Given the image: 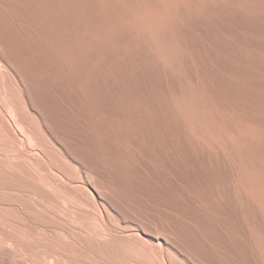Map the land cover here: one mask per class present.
Returning a JSON list of instances; mask_svg holds the SVG:
<instances>
[{
	"label": "rangeland",
	"instance_id": "obj_1",
	"mask_svg": "<svg viewBox=\"0 0 264 264\" xmlns=\"http://www.w3.org/2000/svg\"><path fill=\"white\" fill-rule=\"evenodd\" d=\"M20 1V2H19ZM42 1V2H41ZM0 0V55H2L6 60H9V62H11L10 65H13L12 70L14 73V81H12V86L14 84V86L16 85V87H12L14 90L12 91H17L18 90V94L21 92H26L27 95L31 94L33 97L29 98L31 95L28 96V98L32 101V104H35L36 106V110L37 111H41V113H45L43 114L45 117V121L47 119V121L45 122V126L46 128L56 137H58V140L61 143V146L65 149H67V153L70 154L73 157H76L77 159H81L80 161H82L84 159V162L82 161V163L84 164H89L91 167L93 166H98L96 164H99L98 167H100L99 169H101V167L104 169H108L107 166H111L112 160L110 159L109 164L108 165V160H106V158L104 157V154H106L105 152H109L108 155H112L114 156L116 154V148L119 151H122L124 153H126L131 157V152L132 154V158H134V160H129V159H122V162L120 163H124V165L126 164H130L132 161L133 163H131L130 165H133L136 163V165H134V169H138L137 170V174H138V181H136L138 188L140 189L139 192H136V195L134 194V198H132V201L130 203L129 206H125L123 205V210H125L126 208L129 209L131 212H135L132 213L128 210H126L128 213V215H130V217H132V219L136 218L134 217L137 216V218L135 220H141V217H143L142 213H144L147 217H152L154 216V218L158 219L159 221H161L164 225L166 224L172 231V233H178L179 230H181V227H188L191 225V223L194 225L195 223L185 214V212L190 210L193 212V215L200 216L201 218H204V216L206 218H208L211 221H214L215 224L214 226H216V230H218L217 234H221L219 236H222V239H224L222 241L223 244L227 243L228 245H230L229 247L227 246L226 248L221 246V245H217L216 242H213L210 244V240L207 239L205 235H202L201 238L202 241L206 244V246L209 244V246H207L208 248H210V250H214L213 253H215L217 255V258L220 257V259L218 260L216 257V255L213 257L215 259H217L220 264H231L229 262H233L236 263L237 259H238V263L239 264H264V231L262 229H264V223L262 221H264L263 217H264V209H262V205L264 204V199L263 202L261 200V198L255 193L253 187L249 184L254 185L255 187L257 186H261L264 185V179L263 183L261 185H257L256 180L258 181V179H261L264 177V151H260L261 153H259V151L257 152L256 150H253V148H250V146L252 147V136H256V138H254V140L256 141V139L258 142L259 147H262L264 149V136H261V134L264 132V127L261 126V124L258 125H252L250 124V121H248L250 118H257V120L259 119L260 122H264V107L262 103H264V47L262 48L261 46L264 45V7L262 5V2L264 3V0ZM79 1V2H78ZM98 1V2H97ZM102 1V2H101ZM105 1V2H104ZM108 1V2H107ZM148 1V2H147ZM161 3H160V2ZM180 1V2H178ZM243 1V2H242ZM10 2V3H9ZM49 2V3H48ZM60 2V3H59ZM78 2V3H77ZM94 2V3H92ZM118 2V4H117ZM124 2V3H123ZM146 2V4H145ZM151 2V3H150ZM175 2V3H174ZM204 2V3H203ZM23 3V4H22ZM68 5H67V4ZM84 3V4H83ZM89 3V4H88ZM142 3V4H141ZM158 5H157V4ZM209 3V4H207ZM25 4V5H24ZM35 4V5H34ZM43 4V5H42ZM64 4V5H62ZM99 4V5H98ZM113 4V5H112ZM138 4V5H137ZM162 4V5H161ZM204 4V6H203ZM118 5V6H117ZM121 5V6H120ZM124 5V6H123ZM145 5V6H144ZM147 5V7H146ZM211 5V6H209ZM259 5V6H258ZM10 6V7H9ZM28 6V7H27ZM42 6V8H41ZM89 8H88V7ZM100 6V7H99ZM123 6V8H121ZM131 6V7H130ZM138 6V8H136ZM156 6V7H155ZM160 6V7H159ZM20 7V8H19ZM41 9H40V8ZM64 7V8H63ZM76 7V8H75ZM85 7V8H84ZM112 7V9H111ZM145 7V8H144ZM152 7V8H151ZM210 10H208L209 8ZM212 7V8H211ZM259 7V8H258ZM3 8V9H2ZM75 8V10H74ZM82 8V9H81ZM94 8V9H93ZM97 8V10H96ZM102 8V9H101ZM110 8V9H109ZM122 10H121V9ZM127 8V9H126ZM144 8V9H142ZM154 8V9H153ZM171 8V9H170ZM177 8V9H176ZM2 9V10H1ZM65 9V10H63ZM90 9V10H89ZM104 9V10H103ZM142 9V10H141ZM156 9V10H155ZM166 9V10H165ZM21 10V11H20ZM53 10L52 12L54 14H50V11ZM88 10V11H87ZM108 10V11H107ZM133 10V11H132ZM140 10V11H139ZM165 12H164V11ZM171 10V11H170ZM173 10V11H172ZM177 10V12H176ZM182 10V11H181ZM8 11V12H7ZM62 11V12H61ZM93 11H96L95 13ZM131 11V12H130ZM149 11V12H148ZM152 11V12H151ZM157 13H156V12ZM162 11V12H161ZM211 11V12H210ZM48 12V13H46ZM51 12V13H52ZM101 12V13H100ZM117 12V13H116ZM124 14H123V13ZM135 12V13H134ZM139 12V13H138ZM179 12V13H178ZM229 12V13H228ZM32 13V14H31ZM146 13V14H145ZM167 13V15L165 14ZM172 13V14H171ZM174 13V14H173ZM186 13V14H185ZM231 13V14H230ZM15 14V15H14ZM113 14V15H112ZM116 14V15H115ZM129 14V15H128ZM157 14V15H156ZM162 14V15H161ZM253 14V15H252ZM24 15V16H23ZM36 15V16H35ZM38 15V16H37ZM47 15V16H45ZM73 15V16H72ZM91 15V16H90ZM99 15V16H98ZM108 15V16H107ZM120 15V17H119ZM123 15V16H122ZM161 15V16H159ZM166 15V16H165ZM235 15V16H234ZM13 16V17H12ZM42 16V17H41ZM49 16V17H48ZM55 16V18L53 17ZM69 16V17H68ZM95 16V17H94ZM133 16V17H132ZM138 16V17H137ZM178 16V17H176ZM183 16V17H182ZM228 16V17H227ZM234 16V17H233ZM18 17V18H17ZM27 17V18H26ZM123 17V18H122ZM130 17V18H129ZM162 17V18H161ZM173 17V18H171ZM225 17V18H224ZM230 17V18H229ZM45 18V20H44ZM59 18V19H58ZM67 18V19H66ZM98 18V19H97ZM101 18V19H100ZM110 18V19H109ZM176 18V19H175ZM178 18V19H177ZM213 18V19H212ZM224 18V19H222ZM233 18V19H232ZM244 18V19H243ZM7 19V20H6ZM63 19V20H62ZM66 19V20H65ZM88 19V20H87ZM105 19V20H104ZM184 19V20H183ZM194 19V20H193ZM197 19H200L197 21ZM210 19V20H208ZM218 19V20H217ZM234 21V23H232V20ZM241 19V20H240ZM15 20V21H14ZM21 20V21H20ZM33 20V21H32ZM71 20V21H70ZM101 20V21H100ZM171 20V21H170ZM189 20V21H188ZM216 22H215V21ZM222 20V21H221ZM238 20V21H237ZM249 22H248V21ZM258 20V21H257ZM54 24H52L51 22ZM68 21V22H67ZM128 24H127V22ZM136 21V22H135ZM157 21V22H156ZM192 21V22H191ZM237 21V22H236ZM247 23H246V22ZM253 21V22H252ZM13 22V23H11ZM62 24H61V23ZM82 22V23H81ZM104 22V23H103ZM108 22V23H107ZM115 22V23H114ZM149 22V23H148ZM155 22V23H154ZM189 23H194L195 26L192 27L191 24L189 25ZM215 22V24H214ZM241 23V25L236 24V23ZM253 24H252V23ZM7 23V24H6ZM87 25H86V24ZM119 23V24H118ZM122 23V24H121ZM127 25H126V24ZM130 23V24H129ZM137 23V24H136ZM187 23V24H186ZM198 23V24H197ZM243 23V24H242ZM245 23V24H244ZM24 24V25H23ZM45 24V25H44ZM47 24V25H46ZM100 24V25H99ZM117 24V25H116ZM147 24V25H146ZM151 24V25H149ZM192 24V25H194ZM251 24V25H249ZM23 25V26H22ZM39 25V26H38ZM61 25L63 27H61ZM79 25V27H78ZM92 25V26H91ZM135 25V26H134ZM215 25V26H214ZM221 25V26H220ZM253 25L254 28H251ZM5 26V27H4ZM25 26V27H24ZM57 26V27H56ZM97 28H96V27ZM102 26V27H100ZM164 26V27H163ZM245 26V27H243ZM256 26V27H255ZM8 27V28H7ZM43 27V28H40ZM93 27V28H92ZM125 29H123V28ZM156 27V28H155ZM167 27V28H166ZM180 27V28H177ZM182 27H185L182 29ZM18 28V29H17ZM32 28V29H31ZM39 28V29H38ZM71 28V29H70ZM88 28V29H87ZM103 28V29H102ZM115 28V29H114ZM139 28V29H138ZM165 28V29H164ZM49 31H48V30ZM66 31H64V30ZM117 29V30H116ZM131 29V30H130ZM149 29V31L147 30ZM151 29V30H150ZM179 29V30H178ZM228 29V30H227ZM247 29V30H246ZM63 30V31H62ZM83 30V31H82ZM99 30V31H98ZM111 30V31H110ZM114 30V31H113ZM139 30V31H138ZM142 30V31H141ZM154 30V31H153ZM191 30V31H190ZM218 30V31H217ZM57 31V32H56ZM90 31V32H89ZM93 31V32H92ZM121 33H119V32ZM127 31V32H126ZM133 31V32H132ZM173 31V32H172ZM196 31V32H194ZM16 32V33H15ZM35 32V33H34ZM61 32V33H60ZM109 32V33H107ZM115 32V35L113 34ZM143 32V33H142ZM145 32V33H144ZM150 32V33H149ZM158 32V33H156ZM166 32V33H165ZM187 32V34H186ZM190 32V33H189ZM199 32V33H198ZM7 33V34H6ZM24 33V34H23ZM57 35H56V34ZM67 33V34H66ZM112 33V35H111ZM127 35L129 38H133L130 39L131 41H133L132 43H129L127 41L121 40L119 39L118 36H122ZM131 33V34H130ZM134 33V34H133ZM142 33V34H140ZM182 33V34H179ZM204 33V34H203ZM32 34V35H31ZM77 34V35H75ZM87 34V35H86ZM108 34V35H107ZM119 34V35H118ZM129 34L131 35V37L129 36ZM152 34V35H151ZM159 34V35H158ZM174 34V36H173ZM186 34V35H185ZM214 34V35H213ZM28 35V36H27ZM37 35V36H35ZM44 35V36H43ZM71 35V36H70ZM94 35V36H93ZM111 35V36H110ZM114 35V36H113ZM118 35V36H117ZM149 35V36H148ZM162 35V37H160ZM178 35V36H177ZM21 36V37H20ZM57 36V37H56ZM61 36V37H60ZM85 36V37H83ZM138 36H140V40L138 38ZM144 39H143V37ZM161 38H159V37ZM187 36V37H186ZM13 37V38H12ZM33 37V39H32ZM60 37V38H59ZM67 37L69 39H67ZM79 37V38H78ZM111 37V38H110ZM118 37V38H117ZM151 37V38H150ZM174 37V38H173ZM212 37H214V39L218 42H216ZM10 38V39H9ZM35 38V40H34ZM40 38V39H39ZM72 38V39H71ZM78 38V39H77ZM92 38V39H90ZM116 38V39H115ZM136 38V39H135ZM153 38V39H152ZM166 38V39H165ZM169 38V39H168ZM174 40H172V39ZM179 38L180 42H179ZM206 38V39H205ZM44 39V40H42ZM53 39V40H52ZM101 39V40H100ZM135 39V40H134ZM140 41H138V40ZM186 42H184V40ZM190 39V40H189ZM195 39V40H194ZM202 39V40H201ZM3 40V41H2ZM15 40V41H14ZM39 40V41H38ZM72 40V41H71ZM86 40V41H85ZM90 40V41H89ZM110 40V41H109ZM118 40V41H117ZM146 40V41H145ZM148 40V41H147ZM158 40V41H156ZM197 40V41H196ZM252 40V41H250ZM12 41V42H11ZM24 41V42H23ZM67 41V42H66ZM71 41V42H70ZM103 41L104 43L100 42V45H104L105 47H107L109 44L110 46H108V50H113V49H118L117 51L115 50H111V52L115 53V52H121L120 54H118L119 56L121 54H125V55H121V57L116 58V57H112L110 58V60L108 59L107 56H104V52L100 51L101 47H99L100 45L97 42ZM112 41V42H111ZM130 41V42H131ZM138 41V43L136 42ZM150 41V42H149ZM167 41V44L165 43ZM189 45H188V42ZM191 41V42H190ZM258 41V42H257ZM56 42V43H55ZM61 42V43H60ZM136 42V43H135ZM146 42V43H145ZM148 42V43H147ZM152 42V43H151ZM160 42V44H159ZM173 42V43H171ZM221 42V43H220ZM254 42V44H253ZM6 43V44H5ZM21 43V44H20ZM28 43V44H27ZM43 43V44H42ZM92 43V44H91ZM129 43V45L133 44V46H143L145 45V48L147 50H149L150 53H152L153 58L155 60H152L154 63L156 62L157 64H160L158 66V71L161 70V72H159L160 74H158V79L161 78L160 82L164 83L162 84L164 87V91L163 90H152L151 91L154 93H152L150 91V87L149 89L147 88L149 86V83L147 82L148 79H145L143 77V75L140 76V81L143 83V86H139L140 92L138 90H133V85L131 86V89L129 88V92L128 90H126V88L128 87L127 85H125L126 83H124V79L121 80L120 75L118 72H116V62H114V58H116V60H122L124 62V64L128 63L129 66H132V72L136 71L137 68H140V63L138 61H136V59L133 58V56L130 54L131 58H129L130 56L128 55L130 52V49L127 47L129 45L126 44ZM150 43V44H149ZM177 43V44H174ZM187 43V44H186ZM190 43H193L195 47L191 46ZM14 44V45H13ZM63 44V45H62ZM74 44V45H73ZM98 44V45H97ZM138 44V45H136ZM143 44V45H142ZM252 44V45H251ZM259 44L261 46H259ZM25 45V46H24ZM32 45V46H31ZM62 45V46H61ZM96 47H95V46ZM107 45V46H106ZM112 45V46H111ZM120 45V46H119ZM125 45V46H124ZM147 45V46H146ZM151 45V46H150ZM171 45V46H170ZM202 45V46H201ZM21 46V47H20ZM28 46V47H27ZM38 46V47H37ZM84 46V47H82ZM93 46V47H92ZM114 46V47H113ZM116 46V47H115ZM163 46V47H162ZM256 46V47H255ZM17 47V48H16ZM25 47V48H24ZM31 47V48H30ZM35 47V48H34ZM49 47V48H48ZM51 47V48H50ZM62 47V48H61ZM88 47V48H87ZM92 47V48H91ZM111 47V49H110ZM113 47V48H112ZM131 47V46H129ZM170 47L172 48V50H170ZM216 47V48H215ZM219 47V48H218ZM223 47V48H222ZM23 48V49H22ZM66 48V50H65ZM70 48V49H68ZM83 48V49H82ZM86 50H85V49ZM96 48V49H95ZM97 48H100L99 52L97 50ZM127 48L129 49V51H127ZM149 48V49H148ZM150 48H152L150 50ZM166 48V49H165ZM212 48V49H211ZM88 49V50H87ZM122 49V51H121ZM126 49V50H125ZM174 49V50H173ZM190 49V50H187ZM220 49V50H218ZM17 50V51H16ZM24 50V51H23ZM26 50V51H25ZM54 50V51H52ZM76 50V51H75ZM91 50L92 53H89ZM166 50V51H165ZM176 50V51H175ZM202 50V51H201ZM40 51V52H39ZM57 51V52H56ZM81 51V52H80ZM84 51L86 52V54L84 53ZM96 53H95V52ZM172 51V52H171ZM175 51V53H174ZM199 51V52H198ZM24 52V53H23ZM42 52V53H41ZM64 54H63V53ZM78 52V53H77ZM79 52L81 53V55H78ZM125 52V53H124ZM155 55H154V53ZM179 52V53H178ZM202 54H201V53ZM210 52V54H209ZM220 54H219V53ZM56 53V54H55ZM59 53V54H58ZM70 53V54H69ZM75 53V54H74ZM84 53V54H83ZM95 53V54H94ZM100 53L102 54V56L100 55ZM128 53V54H127ZM173 53V54H171ZM199 53V54H198ZM207 53V54H206ZM8 54V55H7ZM28 54V55H27ZM92 54V55H91ZM94 54V55H93ZM177 55L178 57L180 56L181 59H177L176 57H173L172 55ZM26 57H25V56ZM83 55V56H82ZM87 55V59L86 60V56ZM90 55V57H89ZM128 55V57H127ZM158 55V57H154ZM168 55V56H167ZM53 56V57H52ZM60 56V57H58ZM71 56V57H70ZM95 56V57H93ZM101 56V57H100ZM123 56L125 58H123ZM183 56V57H182ZM195 56V57H194ZM201 56V57H200ZM35 57V58H34ZM36 57H38L36 59ZM77 57V58H76ZM85 57V58H84ZM98 57V58H96ZM106 57V58H105ZM127 57V58H126ZM168 57V58H167ZM221 57V58H220ZM21 58V59H20ZM32 58V59H31ZM45 58V59H44ZM48 58V59H47ZM70 60H69V59ZM81 58V59H80ZM94 58V59H93ZM102 58V59H101ZM186 58V59H185ZM199 58V59H198ZM212 58V59H211ZM36 59V60H35ZM75 59H77V61H75ZM80 59V60H79ZM91 59V60H90ZM96 59V60H95ZM106 59H108L106 61ZM113 61H112V60ZM127 59V61H126ZM134 61H133V60ZM173 59V60H172ZM205 59V60H204ZM216 59V60H215ZM255 59V60H254ZM16 60V61H15ZM28 60V61H27ZM31 60V61H30ZM56 60V61H55ZM84 60V61H83ZM101 60V61H100ZM133 61L132 63L130 61ZM162 60V61H161ZM178 60V61H177ZM182 60V61H181ZM263 60V61H261ZM35 61V62H34ZM53 61V62H52ZM65 61V62H64ZM87 61V62H86ZM100 61V62H99ZM111 61L112 64L110 65H114L115 66H111L114 71L111 70V74L110 70H107L105 68V63L107 65V63L109 64ZM168 61V62H167ZM171 61V62H170ZM217 61V63H215ZM257 61V62H254ZM46 62V63H45ZM55 62V63H54ZM77 64H75V63ZM85 62V64L83 63ZM99 62V63H98ZM104 62V63H103ZM167 62V63H166ZM183 62V63H182ZM189 62V63H188ZM254 62V63H252ZM22 63V64H20ZM48 63V64H47ZM65 63V64H64ZM83 63V64H82ZM93 64V65H89V64ZM97 63V64H96ZM130 63V64H129ZM136 65H133L135 64ZM162 63V64H161ZM174 63V64H173ZM183 65H182V64ZM205 63V64H204ZM257 63V64H255ZM17 64V65H16ZM58 64V66H57ZM71 64V65H70ZM74 64V65H73ZM79 64V66H78ZM96 64V65H95ZM103 64V65H102ZM139 67H137L138 65ZM181 64V65H179ZM215 64V65H214ZM229 64L231 66H229ZM34 65V66H33ZM48 65V66H47ZM50 65V66H49ZM60 65V66H59ZM69 65V66H67ZM85 65V67L83 66ZM89 65V66H88ZM99 65V66H98ZM165 67H163V66ZM169 65V66H168ZM22 66V67H21ZM27 66V67H26ZM44 66V68L42 67ZM72 66V67H71ZM75 66V67H74ZM81 66V67H80ZM95 66V67H94ZM103 66V67H101ZM128 66V67H129ZM133 66H134V70H133ZM161 66V67H160ZM262 66V67H261ZM53 67V68H52ZM60 67V68H58ZM89 67V83L91 82H96V84H91L92 86L90 88H95V89H87L90 84H85L86 82H88L87 80V75H85L84 73V69ZM98 67V68H97ZM107 67V66H106ZM115 67V68H114ZM203 67V69H202ZM233 67V68H232ZM237 69H235V68ZM41 68V69H40ZM43 68V70H42ZM56 68V69H55ZM74 68V69H71ZM84 68V69H83ZM91 68V71H90ZM94 70H93V69ZM96 68V69H95ZM104 68V70H103ZM107 68H110L109 65ZM136 68V69H135ZM162 68V69H161ZM163 68H165L164 70H166L167 72H171V74L173 76L176 75V80H178L177 82L173 79H171L169 77V75L167 73H165L163 71ZM175 68V70L173 69ZM27 69V70H26ZM39 69V70H38ZM55 69V70H52ZM62 69H64V72L62 71ZM82 69V70H81ZM101 69V70H98ZM181 69V70H180ZM185 69V72H184ZM205 69V71H204ZM213 69V70H212ZM234 69V70H233ZM4 70V69H3ZM60 70L63 72H60ZM81 70V72H80ZM84 70V71H83ZM175 72H174V71ZM192 70V72H191ZM229 70V71H228ZM231 70V71H230ZM233 70V71H232ZM29 71V72H28ZM48 73H45V72ZM103 71V72H102ZM107 71V72H106ZM109 71V73H108ZM138 71V69H137ZM163 71V72H162ZM182 71V72H180ZM214 71V72H213ZM227 71V72H226ZM237 71V72H236ZM247 71V73H246ZM20 74H19V73ZM38 72V73H37ZM40 72V73H39ZM77 72V73H76ZM100 72V76L98 75ZM178 72V73H177ZM195 72V73H194ZM223 72V73H222ZM240 72V73H238ZM245 72V73H244ZM251 72V73H250ZM253 72V73H252ZM28 73V74H27ZM46 75H44V74ZM82 73V74H80ZM118 73V74H117ZM162 73V74H161ZM198 73V75H197ZM214 73V74H213ZM225 73V74H224ZM233 75H232V74ZM16 74V75H15ZM43 74V75H42ZM69 74V75H68ZM104 74V75H103ZM166 74V75H165ZM189 74V75H188ZM201 74V75H200ZM231 74V75H230ZM241 74V75H240ZM39 75V76H38ZM59 75V76H58ZM64 75V76H63ZM67 75V77L65 78V76ZM82 75V76H81ZM91 75V76H90ZM103 75V76H102ZM110 75V77H109ZM119 75V78L117 76ZM162 75V76H160ZM185 75V76H184ZM189 77H188V76ZM209 75V76H207ZM218 75H219V79H218ZM227 75V76H225ZM238 75V76H237ZM245 75V77H244ZM249 75V76H248ZM25 76V77H24ZM30 76V77H29ZM45 76V77H44ZM57 76V77H56ZM95 76V77H94ZM102 76V77H101ZM106 76V77H105ZM168 76V77H167ZM194 76V77H193ZM198 78H197V77ZM241 76V78L239 77ZM250 78H248V77ZM34 77V78H33ZM47 77V78H46ZM49 77V78H48ZM91 77V78H90ZM94 77V78H92ZM181 77V80H180ZM222 77V78H221ZM233 77V78H232ZM237 77V79H236ZM20 78V79H19ZM24 78V80H23ZM59 78V79H58ZM74 78V79H73ZM79 78V79H78ZM83 78V79H82ZM100 78V79H99ZM103 78V79H102ZM106 78V79H105ZM116 78V79H115ZM143 78V80H142ZM164 78V79H163ZM178 78V79H177ZM183 78V79H182ZM188 78V79H186ZM214 78V79H213ZM217 78V79H216ZM230 78V79H229ZM244 78V79H243ZM52 79V80H51ZM62 79V80H61ZM69 79V80H68ZM145 79V81H144ZM204 79V80H202ZM226 79V80H224ZM234 79V80H233ZM236 79V80H235ZM241 79V80H240ZM250 79V80H249ZM253 79V80H252ZM86 80V81H84ZM99 80H103L102 82ZM187 80V81H186ZM189 80V81H188ZM207 80V81H206ZM214 80V81H213ZM223 80V81H222ZM234 81V83L236 84V81H238V83L235 85L234 83H232V81ZM246 80V81H245ZM248 80V81H247ZM256 80V81H255ZM16 81V82H15ZM20 81V82H19ZM27 81V82H26ZM29 81V83H28ZM38 81V82H37ZM41 81V82H40ZM46 81V84H45ZM79 81V82H78ZM85 83H84V82ZM99 81V82H98ZM117 81V82H116ZM120 84H119V82ZM139 81V84H141V82ZM144 81V82H143ZM194 81V82H193ZM196 81V82H195ZM202 81V82H201ZM222 81V83H221ZM229 81V82H227ZM241 81L243 83H241ZM263 81V82H262ZM25 84H24V83ZM34 82V83H33ZM49 82V83H48ZM83 82V83H82ZM145 82L147 83V85L145 84ZM188 82H192V83H188ZM198 82V83H197ZM227 82V83H226ZM246 82V83H245ZM17 83V84H16ZM44 83V84H42ZM52 83V84H51ZM56 83V84H54ZM71 83V84H70ZM98 83H101L98 85ZM117 85H116V84ZM171 83V84H170ZM202 83V84H201ZM207 86L204 85V84ZM230 83V84H229ZM241 83V84H239ZM259 83V85L257 84ZM34 86H32V85ZM83 84V85H82ZM103 84V85H102ZM105 84V87H104ZM107 84V85H106ZM138 84V85H139ZM191 88H190V85ZM208 84V85H207ZM233 84V86H232ZM257 86H254L256 85ZM44 85V86H42ZM53 85V86H52ZM61 85V86H59ZM81 85V86H80ZM88 85V86H87ZM94 85V86H93ZM115 85L117 87H115ZM127 86L126 88L123 86ZM170 85V86H169ZM222 85V86H221ZM231 85V87H230ZM241 87H240V86ZM26 86V87H25ZM36 86V87H35ZM39 89H38V87ZM47 86L49 88H47ZM63 86V87H62ZM69 86V87H68ZM77 86L79 88H77ZM84 86V87H83ZM97 88H96V87ZM103 86V87H101ZM108 86V88H107ZM115 88H113V87ZM121 86V87H120ZM177 86V87H176ZM204 88H203V87ZM210 88H209V87ZM224 86V87H223ZM19 89H18V88ZM35 87V88H33ZM45 87V88H43ZM62 87V88H61ZM74 87V88H73ZM82 87V88H81ZM130 87V86H129ZM144 87V88H143ZM167 87V88H166ZM171 87V88H170ZM198 87V88H197ZM213 87V88H212ZM230 87V88H229ZM242 89V90H240ZM250 87V88H249ZM253 87V88H252ZM256 87V88H255ZM258 87V88H257ZM11 88V89H12ZM17 88V90H16ZM27 88L29 90H27ZM32 88V89H31ZM43 88V90H42ZM56 92H53V89ZM61 88V90H60ZM72 90H71V89ZM101 88V90H100ZM117 88V89H116ZM121 90H118V89ZM149 91H147V89ZM170 88V89H169ZM173 88V89H172ZM180 88V89H179ZM234 88V89H233ZM245 88V89H244ZM249 88V89H248ZM255 88V89H254ZM34 89V90H33ZM37 89V91L35 90ZM46 91H45V90ZM51 89V90H50ZM57 89V90H56ZM79 89V90H78ZM97 89H99V94H96L97 92H95V90L97 91ZM126 90V92L123 90ZM144 89V90H143ZM146 89V90H145ZM182 89V90H181ZM186 89V90H185ZM207 89V90H206ZM226 89V90H225ZM233 89V90H232ZM247 89V90H246ZM20 90V91H19ZM48 91L49 92V96H48ZM59 90V91H58ZM85 90H89L90 93H92L94 91V95L93 94H89V92L85 91ZM106 90V91H104ZM118 90V91H117ZM131 90V92H130ZM137 92L136 94L133 93ZM166 90V91H165ZM216 90V91H215ZM251 90V91H250ZM29 91V92H28ZM36 91V92H34ZM45 91V92H44ZM70 91V92H68ZM73 91V93H71ZM81 91V92H80ZM84 91V92H83ZM92 91V92H91ZM109 91V92H108ZM117 91V92H116ZM119 91L121 93H119ZM146 91V92H145ZM157 91V92H156ZM162 93H161V92ZM172 93H169V92ZM209 91V92H208ZM212 91V92H211ZM227 91V92H226ZM234 91V92H233ZM240 91V92H239ZM263 91V92H262ZM31 92L35 93L32 94ZM38 92V93H37ZM42 92V94L40 93ZM102 94H101V93ZM105 92V94L103 93ZM148 92V93H147ZM160 93L159 95L156 93ZM182 92V94H181ZM185 92V93H184ZM244 92V93H243ZM29 93V94H28ZM40 93V94H39ZM45 93V94H44ZM58 95H56V94ZM71 93V94H70ZM88 93V94H87ZM129 93V94H128ZM132 93V94H131ZM151 93V94H149ZM180 93V94H179ZM221 93V94H220ZM233 94V95H229V94ZM242 93V94H241ZM259 93V96H258ZM262 93V94H261ZM17 94V93H15ZM17 94V95H18ZM63 94V96H62ZM73 94V95H72ZM114 94V95H113ZM146 94H148V96H146ZM153 94V95H152ZM155 94V95H154ZM163 94V95H162ZM171 94V95H170ZM237 94V95H236ZM244 94V95H243ZM249 94V95H248ZM44 95V97H43ZM52 95V96H51ZM55 97H54V96ZM67 95V96H66ZM72 95V96H71ZM87 95V96H86ZM102 95V96H101ZM104 95V96H103ZM108 95V96H107ZM133 95V96H132ZM135 95V96H134ZM142 95V96H141ZM151 95L153 97H151ZM157 95L160 97L159 100H164L165 104H167V106L169 107L168 111H170L169 113L172 112V114L175 115H171L174 116L173 119H177V121H181L180 124L181 126H183L181 129L183 133V137H185L184 139L186 141H188L189 144H191V146L197 147L198 151L202 150L201 152L207 153V155L209 157L214 158L215 160L218 159L219 162H222L223 165L225 166V168L227 169V171H229L228 179L226 178L224 183H213L210 185H207L208 183H205V186L207 185L208 187H204V191L203 194L205 193V195L208 196L207 199H209L211 202H209L207 199V202H205L204 198L205 196L202 195L201 197V190L199 188H203L204 184L202 183V181H200L198 178V176H196L195 174V169L197 168V166H195L196 164H202L203 161H197L195 160V165H193L192 163L190 164V162H188L184 157H181L180 154L177 155V153L173 154V150H171L170 147H173V143L176 142L175 138H172L174 136H172L170 134V132L167 133V131H164V128L166 126L163 125L162 126V115H160V112L158 110H156V103L158 98ZM161 95V96H160ZM181 95V96H180ZM186 97H185V96ZM251 95V96H250ZM38 96V97H37ZM40 96H42V98L46 99L43 101L42 98H40ZM48 96V97H47ZM58 96V97H57ZM61 96V97H60ZM82 96V97H81ZM89 96V97H88ZM94 96V97H93ZM97 96V97H96ZM123 96V97H122ZM155 96V98L157 99H153ZM239 98H238V97ZM253 96V97H252ZM257 96V97H256ZM37 97L38 99H42V100H38L39 102H37V99L35 98ZM57 97V98H56ZM60 97V98H59ZM70 97V98H67ZM76 97V98H74ZM81 99H80V98ZM99 97V98H98ZM121 97V99H120ZM126 97V98H125ZM136 97V98H135ZM173 97V98H172ZM242 97V98H241ZM248 97V98H247ZM262 97V98H261ZM34 98L36 99V101L33 103ZM51 98V99H50ZM65 98V99H64ZM102 98V99H100ZM105 98V100H104ZM178 100H176V99ZM188 98V99H187ZM232 100H231V99ZM234 98V100H233ZM244 98V100H243ZM48 99V100H47ZM52 99H54L52 101ZM61 99V100H60ZM84 99V100H83ZM86 99V101H85ZM111 99V101H110ZM126 99V100H125ZM197 99H198V103H197ZM230 99V101H229ZM237 99V100H235ZM243 101H242V100ZM255 99V100H254ZM257 99V100H256ZM259 99V100H258ZM262 99V100H261ZM58 100V101H56ZM103 100V101H102ZM125 100V101H124ZM180 100V101H179ZM50 101V102H49ZM51 101L53 104H51ZM60 101V102H59ZM91 101V102H90ZM115 101V102H113ZM120 101V102H119ZM123 101V102H122ZM128 103H127V102ZM144 101V102H143ZM150 101V102H149ZM153 101V102H152ZM194 101V102H193ZM234 101H236L234 103ZM248 101V102H246ZM257 101H261L260 104L257 103ZM263 101V102H262ZM45 102V103H44ZM48 102V103H47ZM67 102V103H66ZM78 102V103H77ZM81 102V103H80ZM125 102V103H124ZM137 102V103H136ZM148 102V103H147ZM155 103V105L153 107H151L153 104ZM177 104H175V103ZM182 102V103H181ZM203 102V104H202ZM218 102V103H217ZM232 102V103H231ZM238 102H244L239 104ZM39 103V104H37ZM64 103V104H63ZM69 103V105H68ZM72 103V104H71ZM85 103V104H84ZM118 103V105H117ZM136 103V105H135ZM143 103V105H142ZM184 103V104H183ZM228 103V104H227ZM234 103V104H233ZM251 103V104H250ZM255 103V104H254ZM41 104V105H40ZM51 104V105H49ZM63 104V105H62ZM69 107V109L66 107ZM110 104V105H109ZM120 104V105H119ZM122 104V105H121ZM146 104V105H145ZM175 104V105H174ZM211 106H209V105ZM219 104V105H218ZM237 104V105H236ZM253 104L255 106H253ZM262 104V105H261ZM45 105V106H44ZM56 109H55V107ZM60 105V106H58ZM84 105V106H83ZM114 105V106H113ZM126 105V106H125ZM130 105V106H128ZM133 105V106H132ZM150 107H149V106ZM232 106V108L230 106ZM241 105V107H240ZM249 105V106H248ZM257 105V106H256ZM34 106V107H35ZM39 106V107H38ZM45 108H44V107ZM74 106V108H73ZM86 106V107H85ZM105 106V108H104ZM108 106V107H107ZM113 106V109H112ZM119 106V107H117ZM148 106V107H146ZM192 106V107H191ZM207 106V107H205ZM220 106V107H219ZM44 111H43V108ZM54 107V108H52ZM60 107V108H59ZM76 107V108H75ZM79 107V108H77ZM99 107V108H98ZM115 107V108H114ZM123 109H122V108ZM139 107V108H138ZM142 107V108H141ZM166 107V108H168ZM179 107V108H178ZM181 107V109H180ZM190 107V108H189ZM204 107V108H203ZM211 107V108H210ZM217 107V108H216ZM238 107V108H237ZM244 107V108H243ZM262 107V108H261ZM39 108V110H38ZM93 108V109H92ZM132 108V109H131ZM154 108V110H153ZM177 108V109H176ZM193 108V110H192ZM202 108V109H201ZM207 108V109H206ZM210 108V109H209ZM241 108V109H240ZM243 108V109H242ZM250 108V109H249ZM254 108V109H252ZM261 108V109H260ZM41 109V110H40ZM49 109V112H48ZM52 109V111H50ZM55 109V110H53ZM64 109V110H63ZM67 109V110H66ZM82 109V110H81ZM86 109V110H85ZM87 109H89L90 111H88ZM112 109V110H111ZM122 109V111H121ZM131 109V110H130ZM142 109V110H140ZM145 109V110H144ZM148 111H147V110ZM183 109V110H182ZM190 109V110H188ZM209 109V110H208ZM239 109V110H238ZM258 111H257V110ZM59 110V111H58ZM92 110V111H91ZM107 110V111H106ZM144 110V111H143ZM152 110V111H150ZM177 110V111H175ZM180 110V111H178ZM188 110V111H187ZM203 110V111H202ZM236 112H233V111ZM262 110V112H261ZM56 111V112H55ZM62 111V112H61ZM81 111V112H80ZM98 111V113H97ZM114 111V112H113ZM119 111V113L117 112ZM182 111V114H181ZM225 111V112H224ZM257 111V112H256ZM52 112V113H51ZM67 112V113H66ZM69 112V113H68ZM75 112V113H73ZM78 112V114H77ZM84 112V113H83ZM103 112H105L104 114H102ZM124 112V113H121ZM134 112V113H133ZM146 112V113H145ZM148 112L153 115L151 117L150 114H148ZM187 112V113H186ZM190 112V114H189ZM193 112V113H192ZM73 113V114H72ZM89 115H87V114ZM95 113V114H94ZM109 113V114H108ZM116 113V114H115ZM139 113V114H138ZM141 113V115H140ZM154 113V114H153ZM162 113V112H161ZM212 113V114H211ZM232 115H231V114ZM55 116H54V115ZM58 114V115H57ZM72 114V115H71ZM92 114V115H91ZM118 114V115H117ZM128 114V115H126ZM147 114V115H146ZM156 114V115H155ZM159 114V115H158ZM182 116H181V115ZM184 114V115H183ZM189 114V115H187ZM192 114V115H191ZM195 114V116H194ZM215 114V115H214ZM250 114V115H249ZM255 114V115H254ZM262 114V115H261ZM60 115V116H59ZM70 115V116H68ZM91 115V116H90ZM112 115V116H111ZM120 115V116H119ZM123 115V116H121ZM179 115V116H178ZM191 115V117H189ZM213 120H210V118ZM219 117H217V116ZM234 115V116H233ZM237 115V116H236ZM245 115V116H242ZM50 116V117H49ZM57 116V117H56ZM59 116V117H58ZM64 116V118L62 117ZM75 116V117H74ZM83 116V117H82ZM108 116V117H107ZM128 116V117H127ZM136 116V117H135ZM141 116V117H139ZM159 116V117H158ZM161 116V117H160ZM184 116V117H183ZM186 116V117H185ZM199 116V117H198ZM212 116V117H211ZM215 118H214V117ZM240 116L243 118L239 119ZM247 116V117H246ZM250 116V118H249ZM55 119H54V118ZM80 117V118H79ZM85 117V118H84ZM97 117V118H96ZM108 119H107V118ZM113 117V118H112ZM117 117L119 119H117ZM143 117V119H142ZM176 117V118H175ZM189 117V118H188ZM198 117V118H197ZM207 117V118H206ZM58 118V119H57ZM63 118V119H62ZM128 118V120H127ZM130 118V119H129ZM151 118V120H150ZM155 118V119H154ZM157 118V119H156ZM203 118V120H202ZM206 118V120H205ZM221 118V119H220ZM235 118V119H234ZM244 118H247L244 120ZM249 118V119H248ZM50 119V121H49ZM69 119V120H68ZM78 119V120H77ZM124 119V120H123ZM148 121H147V120ZM159 119V120H158ZM161 119V120H160ZM183 119V121H182ZM193 119V120H192ZM195 119V120H194ZM217 119V120H216ZM55 120V123H54ZM59 120V121H58ZM61 120V121H60ZM77 120V121H76ZM87 120V121H86ZM100 120V121H99ZM145 122H144V121ZM153 120V122H152ZM208 120V121H207ZM225 120V121H224ZM240 120V121H239ZM84 121V122H83ZM90 121H94V123L90 122ZM102 121V123H101ZM126 121V122H125ZM186 121V123H185ZM190 123H189V122ZM194 123H192V122ZM198 121V122H197ZM236 121V122H235ZM244 121V122H243ZM247 121V122H246ZM53 122L52 124L54 125V127H52L53 125H51L50 123ZM61 126V127H65L64 130L61 127H58L56 124L57 123ZM73 125H70L71 123ZM76 122V123H75ZM83 122V123H81ZM87 122V123H86ZM96 122V123H95ZM104 122V123H103ZM124 122V124H123ZM150 122V123H149ZM212 122V123H211ZM216 124H215V123ZM223 122H227L226 124H228L225 127V123L223 125ZM231 122V123H230ZM242 122V123H241ZM249 122V123H248ZM49 125H47V124ZM64 123V124H63ZM75 123V125H74ZM86 123V124H85ZM91 123V124H90ZM128 123V124H127ZM179 123V122H178ZM184 123V124H183ZM208 123V124H207ZM210 123V124H209ZM214 123V124H213ZM239 123V124H238ZM248 123V124H247ZM63 124V125H62ZM66 124V125H65ZM77 124V126H76ZM84 124V125H83ZM87 124H90L89 126ZM93 124V125H92ZM95 124V126H94ZM98 124V126H96ZM134 124V125H133ZM150 124V125H149ZM164 124V123H163ZM197 124V125H196ZM201 124V125H200ZM213 124V126L211 125ZM231 124V125H230ZM232 124H234L235 131L238 130H242L241 132L243 133L246 132L248 135H245V137H243V135H241V133L238 131V134H235V132L230 131L229 129H233L234 126H232ZM237 124V125H235ZM244 124V125H243ZM70 125V126H69ZM80 125V127H78ZM82 125V126H81ZM101 125V126H100ZM104 125V126H103ZM149 127H148V126ZM154 125V126H153ZM224 127H223V126ZM239 125V127H238ZM243 125V127L241 126ZM251 125V129L250 126ZM56 126V127H55ZM70 128H69V127ZM75 126V127H74ZM86 126V127H85ZM109 126V127H108ZM129 126V127H128ZM146 126V127H145ZM152 126V127H151ZM157 126V127H156ZM185 126V127H184ZM197 126V127H196ZM217 127L214 128L213 127ZM229 126V128H227ZM231 126V128H230ZM241 126V127H240ZM73 127V129H72ZM78 129H77V128ZM83 127V128H82ZM90 127V128H89ZM106 129H104V128ZM127 127V128H125ZM142 127V128H141ZM191 127V128H190ZM194 127V128H193ZM233 127V128H232ZM58 128V129H56ZM63 131H61V129ZM89 128V129H88ZM94 128V129H93ZM101 128V129H100ZM157 128V129H156ZM220 128V131H218ZM241 128V129H240ZM254 128V129H253ZM259 128V129H258ZM54 129V130H53ZM68 129V130H67ZM80 130V131H75V130ZM88 129V130H87ZM92 129V130H91ZM96 129V132L95 131ZM110 131H109V130ZM120 129V130H119ZM190 130V132L188 130ZM210 129V130H209ZM218 129V130H217ZM250 129V130H249ZM59 131L58 132L60 134V136H56L55 134L57 133H53L54 131ZM72 130V131H70ZM87 130V131H86ZM137 130V131H136ZM150 130V131H149ZM215 130V131H214ZM227 130V133H226ZM55 131V132H56ZM65 131V132H64ZM82 131V132H81ZM99 131V132H98ZM103 133H102V132ZM107 131V132H106ZM122 133H121V132ZM186 131V132H185ZM225 131V132H224ZM251 131L253 133L252 136L251 134L249 135V133ZM14 132H17L14 131ZM62 132V134H61ZM69 134H68V133ZM73 132V133H72ZM80 132V133H79ZM87 132V133H86ZM92 132V134H90ZM128 132V133H127ZM137 132V133H136ZM145 132V133H144ZM156 132V133H154ZM166 132V133H165ZM257 132V134H256ZM259 132V134H258ZM77 133V134H76ZM99 133V134H98ZM107 133V135H106ZM109 133V134H108ZM120 133V134H119ZM124 133V134H123ZM131 133V134H130ZM142 133V134H141ZM162 133V134H161ZM186 133V134H185ZM191 133V134H190ZM218 133V134H217ZM18 134L19 137V132L16 133V135ZM57 134V135H59ZM68 134V135H67ZM95 134V135H94ZM100 136H98V135ZM245 134V133H244ZM65 135V136H63ZM68 137H67V136ZM76 135V136H75ZM80 135V136H78ZM103 138H101L102 136ZM109 135V136H108ZM129 135V136H128ZM154 135V136H153ZM189 136H195L198 135V137H188ZM205 135V136H204ZM234 137H233V136ZM240 135V136H238ZM260 135V136H259ZM73 136V138H72ZM74 136L76 137V139L74 138ZM78 136V137H77ZM83 136V137H82ZM88 136L89 140L86 139ZM163 136V137H162ZM171 136V137H170ZM224 136V137H223ZM231 136V137H230ZM60 137V138H59ZM92 137V138H91ZM96 137V138H95ZM119 137V138H116ZM169 137V138H168ZM188 137V138H186ZM200 137V138H199ZM210 137V138H209ZM216 137V138H215ZM229 137V138H228ZM244 140H243V138ZM251 137V138H249ZM258 137V138H257ZM263 137V138H262ZM63 138V139H62ZM65 138V139H64ZM67 138V139H66ZM84 138V139H83ZM101 138V139H100ZM110 138V139H109ZM114 138V139H113ZM164 138V139H163ZM198 138V140H197ZM202 138V139H201ZM213 140H212V139ZM227 138V139H226ZM242 138V139H241ZM62 139V140H60ZM86 139V140H85ZM93 139V141H92ZM99 139V140H98ZM108 139V141L106 140ZM113 139V140H111ZM116 139V140H115ZM137 139V140H136ZM167 139V140H166ZM168 139L172 142H168V144L170 145V147L167 148L168 144L165 146L164 145V140L168 141ZM175 139V141H173ZM238 139V140H237ZM263 139V140H262ZM57 140V138H56ZM67 140V141H66ZM72 140V142H71ZM143 140V141H142ZM150 140V141H149ZM157 140V141H156ZM193 140L195 142H193ZM200 140V141H199ZM205 140V141H204ZM212 140V141H210ZM240 140L241 143L242 141H246L247 143L243 144L244 145L242 147V145L240 146ZM58 141V142H59ZM77 143H75V142ZM81 143H80V142ZM83 141V142H82ZM94 143H92V142ZM98 141V142H97ZM100 141V142H99ZM102 141V142H101ZM111 141V142H110ZM113 141V142H112ZM116 141V142H115ZM136 141V142H135ZM161 141V142H160ZM198 141V142H197ZM237 143H236V142ZM252 141V142H251ZM67 142V143H66ZM71 142V143H70ZM91 143V146L89 145ZM128 142V143H126ZM141 142V143H140ZM150 142V143H149ZM201 142V143H200ZM205 142V143H204ZM250 142V143H249ZM87 143V144H86ZM109 143V144H108ZM118 143V144H117ZM121 143V144H120ZM140 143V144H139ZM155 143V144H154ZM199 143V144H198ZM208 143V144H207ZM80 144V145H79ZM94 144V145H93ZM103 144V145H102ZM112 144V145H111ZM115 144V145H114ZM116 144L118 145V147L116 146ZM124 144V145H123ZM152 144V145H151ZM214 144V146H213ZM251 144V145H249ZM94 147H93V146ZM108 145V146H107ZM121 147H120V146ZM123 145V146H122ZM127 145V146H126ZM129 145V146H128ZM137 145V146H135ZM145 145V147H143ZM148 145V147H147ZM150 145V146H149ZM161 145L163 147H161ZM247 145V147H246ZM262 145V146H261ZM84 146V147H83ZM100 146V147H97ZM106 146V148L104 147ZM126 146V147H125ZM131 146V147H130ZM155 146V147H154ZM213 146V147H212ZM77 147H79L77 149ZM82 147V148H81ZM87 147V149H86ZM89 147V148H88ZM104 147V148H103ZM116 147V148H115ZM129 147V148H127ZM135 147V149H134ZM143 147V148H141ZM235 147V148H234ZM69 148V149H68ZM95 148V150H94ZM123 148V150H122ZM153 148V149H152ZM155 148V151H154ZM170 148V150H168ZM193 148V147H192ZM212 148V149H211ZM243 148L244 151H247L246 154L245 152H243V150L241 149ZM92 149L93 151L90 152V150ZM99 149V150H98ZM121 149V150H120ZM126 149V150H125ZM134 149V150H133ZM137 149V150H136ZM149 149V150H148ZM157 149V150H156ZM173 149V148H172ZM196 149V148H193ZM196 149V150H197ZM211 149V150H210ZM241 152H240V150ZM246 149V150H245ZM98 150V151H97ZM148 150V151H147ZM159 150V151H158ZM252 150V151H251ZM260 150V149H259ZM262 150V149H261ZM84 151V152H83ZM88 151V152H87ZM129 151V152H128ZM141 151V152H139ZM163 151V152H161ZM166 151V152H164ZM236 151V152H235ZM139 152V153H138ZM150 152H152L150 154ZM218 152V153H216ZM263 152V153H262ZM80 153V155H78ZM104 153V154H102ZM136 153V154H135ZM143 153V155H141ZM161 153V154H160ZM167 153V154H166ZM215 153V154H214ZM254 154L255 157H254ZM73 154V155H72ZM82 154V156H81ZM89 154V155H88ZM149 154V155H148ZM218 154V155H217ZM248 154V155H247ZM250 154L252 155V157L255 158V161L257 166L260 165L259 167H263V171L262 173L260 172V168H258L255 164V166L257 167V169H253L254 166H252V168L250 167V165H252V161L253 159L250 157ZM141 155V156H140ZM154 155V157H153ZM174 155V156H173ZM180 155V157H179ZM242 155H247L248 159L245 160L244 158H241ZM260 155V156H258ZM81 156V157H80ZM140 156V157H139ZM176 156V157H175ZM216 156V157H215ZM89 157V158H86ZM142 157V158H141ZM144 157V158H143ZM245 157V156H243ZM262 157V158H260ZM147 158V160L145 159ZM152 158V159H151ZM155 158V160H154ZM232 158V159H231ZM246 158V157H245ZM78 159V160H79ZM90 161H88V160ZM96 159V160H95ZM101 162H100V160ZM104 159V160H103ZM136 159V160H135ZM144 161H143V160ZM162 159V160H161ZM170 159V160H169ZM176 161H175V160ZM184 159L186 161H184ZM252 159V160H251ZM86 160V161H85ZM124 160V161H123ZM126 160V162H125ZM263 160V161H262ZM93 161V162H92ZM103 161V162H102ZM138 161V162H137ZM142 161V162H141ZM146 161V162H145ZM179 161V162H178ZM183 161V162H182ZM229 161V162H228ZM232 161V163H231ZM234 161V162H233ZM259 161V163H257ZM86 162V163H85ZM88 162V163H87ZM91 162V163H89ZM95 162V163H94ZM100 162V163H99ZM107 164H106V163ZM141 162V163H140ZM149 162V163H147ZM151 162V163H150ZM154 162V163H153ZM159 162V163H158ZM161 162V163H160ZM173 162V163H172ZM181 165V168L178 164ZM186 162V163H185ZM199 162V163H198ZM246 162L248 163V166L246 164ZM93 163V165H91ZM105 163V164H104ZM185 166V170L183 169ZM185 163V164H184ZM188 163V165H186ZM238 163V166H237ZM249 163H252L249 165ZM95 164V165H94ZM102 166H101V165ZM138 164V165H137ZM164 164V165H163ZM166 164V165H165ZM176 166H172V165ZM208 163L205 164V166H207ZM235 164V165H234ZM241 164V165H240ZM263 164V165H262ZM158 165V166H157ZM191 167H187L190 166ZM231 165L233 167L229 166ZM89 166V168H91ZM106 166V167H105ZM156 166V168H155ZM209 166V165H208ZM240 166V169H239ZM242 166H245L243 169L241 168ZM93 167L91 168V171L93 170V172H91V176L94 177V169ZM97 167V168H98ZM137 167V168H136ZM142 167V168H140ZM174 167V170H173ZM187 167V169H186ZM246 167L248 169V171H250L249 169H253L251 170V172H247ZM250 167V168H248ZM255 167V168H256ZM88 168V169H89ZM154 168V169H153ZM166 168V169H165ZM228 168H230L228 170ZM236 168V169H235ZM145 171H144V170ZM185 171H183V170ZM189 169V170H188ZM242 169V170H241ZM142 170V171H141ZM152 170V171H151ZM158 170V171H156ZM176 170V171H175ZM179 170V171H177ZM154 171V172H153ZM183 171V172H182ZM186 171H189L188 173H186ZM241 171L245 172L242 173ZM178 172V173H177ZM186 173V174H185ZM235 173V175H234ZM157 174V175H156ZM183 174V176L181 175ZM189 176H188V175ZM238 174V175H237ZM245 174V175H244ZM248 174V175H247ZM254 176H252V175ZM149 175V176H148ZM154 175V176H153ZM187 175V176H186ZM251 175V176H250ZM142 176V177H141ZM161 176V177H160ZM164 176V177H163ZM185 176V177H184ZM159 177V178H158ZM188 177V178H187ZM231 177V178H230ZM245 177V179H244ZM248 177V178H246ZM251 177V178H250ZM95 178V177H94ZM141 178V181L140 179ZM164 178V179H163ZM173 178V179H172ZM186 178V179H185ZM156 179V180H155ZM171 179V180H170ZM177 179V180H176ZM182 179V180H181ZM255 179V180H253ZM145 180V181H144ZM152 180V181H151ZM169 180V182H168ZM104 181V180H103ZM163 181V182H162ZM166 181V182H165ZM177 181H179L177 183ZM189 181V183H188ZM199 181V183H198ZM252 181V182H250ZM142 182V183H141ZM161 184V187L159 185V183ZM168 182V183H167ZM183 184H182V183ZM185 182V183H184ZM256 183V185L254 183ZM141 183V184H140ZM147 185H146V184ZM152 183V184H151ZM155 183V184H154ZM158 183V184H157ZM166 183V185H165ZM249 183V184H248ZM154 184V185H153ZM143 185V186H142ZM149 185V186H148ZM157 185V186H156ZM171 185V186H170ZM180 185V186H179ZM203 185V186H202ZM219 185V187H218ZM240 185H242L240 187ZM249 185V186H248ZM199 186V187H198ZM216 186V187H215ZM248 186V187H247ZM252 188H251V187ZM155 187V188H154ZM165 187V190H164ZM171 187V189H170ZM181 187V188H180ZM183 187V188H182ZM187 187V188H186ZM218 187V188H217ZM225 187L228 191V198L232 201L231 203H233V207L232 209L235 210L236 212H234L233 210V215L234 217L238 215V218L236 217V221L238 222V220L241 222V225L243 226V230L242 226H239V222L238 224L235 222H233L232 219L227 220L229 218L226 217V215H224L223 212L220 211L217 212V209H214L210 206H208L209 203H211L212 205H221L224 204V199L227 200L226 196L222 195L220 193L221 189ZM243 187L244 188V193H243ZM250 187V188H249ZM151 188V189H150ZM198 188V189H197ZM201 188V189H202ZM259 189L261 188V191L264 192V187H258ZM257 188V189H258ZM142 189H145L143 191H141ZM155 189V190H154ZM181 189V190H180ZM188 189V190H187ZM209 189V190H208ZM218 189V190H217ZM235 193H234V190ZM179 190V191H178ZM184 190V191H183ZM242 190V193H241ZM145 191V193H144ZM164 191V192H163ZM173 191V192H172ZM181 191V193H180ZM183 191V192H182ZM187 191V192H186ZM219 191V192H218ZM260 191V190H259ZM260 193H263L261 192ZM143 192V193H142ZM151 192V194H150ZM163 192V193H161ZM172 192V193H170ZM186 192V193H185ZM190 194H189V193ZM192 192V193H191ZM212 192V193H211ZM218 192V193H217ZM238 192V194H236ZM184 193V194H183ZM220 193V194H219ZM241 193V194H240ZM144 194V195H143ZM173 194V195H172ZM219 194V196H218ZM247 194H249L247 196ZM264 194V193H263ZM142 195V196H140ZM175 195V197L173 198V196ZM181 195V196H180ZM216 195V196H215ZM221 195V196H220ZM235 195V196H234ZM239 195V196H238ZM245 195V196H244ZM106 196L111 199L112 197H110V195L106 194ZM138 196V201L136 200ZM170 196V197H169ZM172 196V197H171ZM184 196L186 197V199L184 198ZM212 196V197H211ZM224 198H223V197ZM248 200V204H250V209L248 208H244L245 206V202H244V197ZM247 196V197H246ZM1 203H3V205H7V206H3L4 210H0V217H2V219L0 218V220L2 221L3 219V223L0 222V236H8V238L10 237L12 239V241H9L8 246H10V249L8 248V246L6 247L3 241V243H0V264H34L35 261L36 262H40L37 264H42L41 262H43L44 259H39L41 256H39V258L36 259L35 255L34 258H32L33 256H31L32 254L30 252H28V254L26 253L28 251V248L30 247V243L27 241L25 242L23 240V238H17L16 241V237L19 236V226L20 224H22L20 221H17L14 224L15 220H19V218L16 215H12L14 213H17L24 210L23 207V203L19 201L15 198H12V204L11 202V198L8 199L6 196H3L1 194ZM4 199H3V198ZM6 197V199H5ZM149 197V198H148ZM189 197V198H188ZM193 197V198H192ZM219 197V199H218ZM222 197V198H220ZM239 199H238V198ZM264 197V195H263ZM154 198V199H153ZM167 198V199H166ZM181 198V199H180ZM152 199V200H151ZM188 199V200H187ZM213 199V200H212ZM219 201H218V200ZM221 199V200H220ZM223 199V200H222ZM3 200L7 201V202H3ZM135 200V201H134ZM145 200V201H143ZM150 200V201H149ZM154 200V201H153ZM159 200V201H158ZM170 200V201H169ZM187 200V202H185ZM18 201V202H17ZM163 201V202H162ZM173 201V202H172ZM201 201V202H200ZM204 201V202H203ZM221 201V202H220ZM241 201V202H240ZM22 204L21 209L19 207V210L16 209L18 208L17 204ZM134 202V203H133ZM142 205H140L139 204ZM182 202V204H181ZM198 202V203H197ZM244 202V203H243ZM252 202V203H251ZM11 204L8 205V204ZM16 205H15V204ZM135 203L137 204L136 206ZM157 203V204H156ZM162 203V204H160ZM170 203V204H169ZM173 203V204H171ZM206 203V204H205ZM208 203V204H207ZM242 203V205H241ZM133 204V205H131ZM153 204V205H151ZM156 204V205H155ZM161 206H160V205ZM178 204V205H176ZM186 204V205H185ZM200 204V205H199ZM255 204V205H254ZM180 205V206H179ZM185 206V209L181 207ZM210 205V204H209ZM217 205V206H218ZM241 205V206H240ZM16 206V207H15ZM143 208H141V207ZM165 206V207H164ZM169 206V208H168ZM201 206V207H200ZM203 206V207H202ZM255 207L253 209V207ZM264 206V205H263ZM11 207V208H9ZM14 207V208H12ZM126 207V208H125ZM129 207V208H128ZM173 207V209H171ZM187 207V208H186ZM200 207V210H199ZM259 211H258V208ZM261 207V209H260ZM53 208V207H51ZM49 210H52V209ZM142 210H140V209ZM166 208H168L166 210ZM179 208V209H178ZM182 210H181V209ZM209 208V210L207 209ZM11 209V210H10ZM55 209V208H53ZM135 209V210H134ZM137 209V210H136ZM146 209V210H144ZM150 209V210H149ZM156 211H155V210ZM175 209V211H174ZM184 209V210H183ZM204 209V210H203ZM241 209V210H240ZM247 209V210H245ZM10 210V211H9ZM13 210V211H12ZM149 210V211H148ZM153 210V212H152ZM159 210H161L159 212ZM210 212H208V211ZM215 210V211H214ZM244 210V211H243ZM254 210V211H253ZM3 211V212H1ZM7 211V212H6ZM25 211V210H24ZM23 211V212H24ZM58 212L56 209L52 210V212ZM138 211V212H137ZM141 211V212H140ZM163 211V212H162ZM171 211V212H170ZM185 211V212H184ZM200 213H199V212ZM204 211V212H203ZM214 211V212H213ZM242 213H241V212ZM26 212V211H25ZM24 212V213H25ZM148 212V214H147ZM169 212V213H168ZM174 212L176 213V215L174 214ZM183 212V214H185V216L188 218H185L182 214V217L184 218H180L181 213ZM250 212V213H248ZM253 212V214H252ZM255 212V213H254ZM258 214L257 218H255V216H253L254 214ZM263 212V213H262ZM3 213V214H2ZM152 213V214H151ZM156 213V214H155ZM179 213V214H178ZM195 213V214H194ZM216 213V215H215ZM219 213V214H218ZM237 213V215H236ZM245 213V214H244ZM28 214H30V212H28ZM27 213H25L26 216H28V219L26 218V221H24V223L26 224V227L29 226L30 228H27L28 232L30 231L31 234H36V238H41L43 239L46 238V240L48 242L51 243V241H55L56 237H55V230L54 235L53 232L51 233V230L44 231V228H41L42 226H38L39 224L42 225L41 223H37L36 221H32L30 219L31 216H29ZM140 214V215H139ZM166 214V216H165ZM223 214V215H222ZM260 214V215H259ZM263 214V215H262ZM3 215H5L3 217ZM142 215V216H141ZM144 215V216H145ZM152 215V216H151ZM204 215V216H203ZM207 215V216H206ZM222 217H221V216ZM240 215V216H239ZM244 215V216H243ZM247 215V216H245ZM252 215V216H251ZM8 216V218H7ZM15 216L17 217V219L15 218ZM140 216V217H139ZM244 218H243V217ZM250 216V217H248ZM12 217V218H10ZM168 217V218H167ZM177 217V219H176ZM215 217V218H214ZM240 217V218H239ZM248 217V219L246 218ZM253 217V218H252ZM7 218V221H6ZM15 218V219H13ZM14 221H13V220ZM180 219V221H179ZM215 219V220H214ZM221 219V220H220ZM224 219V220H223ZM11 220V223H10ZM25 220V219H24ZM186 220V221H185ZM232 220V221H231ZM246 220V221H245ZM172 221V223H171ZM229 221H231L232 223H230ZM19 222V223H18ZM32 222V224H31ZM55 224H58V221H52ZM64 221H62L63 223ZM169 222V225L167 224ZM183 222V223H182ZM219 222V223H218ZM225 222V223H224ZM257 222V223H255ZM9 223V224H8ZM23 223V224H24ZM60 222V224H62ZM66 223V222H65ZM174 223H177L174 225ZM216 223H218L216 225ZM10 224L13 226L10 227ZM19 224V225H18ZM24 224V225H25ZM52 224V223H50ZM70 224L67 222V224H62L65 225L67 227V225ZM171 224H173V227H171ZM224 224V225H223ZM235 224V225H234ZM237 224V225H236ZM257 224V225H256ZM18 226L15 227L14 230V226ZM37 225V226H36ZM192 226L193 229H195V226ZM2 226V227H1ZM9 226V227H8ZM22 226V225H21ZM20 226V227H21ZM70 228H72L71 226H74V224L72 225H68ZM77 225H75L76 227ZM175 226V227H174ZM177 226V227H176ZM180 226V227H179ZM230 226V227H229ZM232 226L234 228H237L238 231L234 228H232ZM239 226V227H238ZM262 226V227H261ZM6 227V228H5ZM41 229H40V228ZM256 227V228H255ZM33 228V229H32ZM173 228H179L178 230L176 229V231ZM191 228V227H190ZM220 228V229H219ZM230 228V229H229ZM31 229V230H30ZM36 229V230H35ZM43 229V231H42ZM11 230L13 232H11ZM175 232H174V231ZM232 230V231H231ZM261 230V231H260ZM237 231V232H236ZM18 232V233H17ZM226 232V233H225ZM241 232H245L244 234H242ZM50 235V236H46V234ZM83 231L80 230V234H82ZM199 233V232H198ZM237 233V234H236ZM241 233V234H238ZM247 233V234H246ZM14 234V236H13ZM53 235V237L51 236ZM83 237H85V239L87 238V240H90L89 237H87V235L84 233L82 234ZM235 235V236H234ZM21 236V235H20ZM41 236V237H40ZM173 236V235H171ZM243 236V237H241ZM0 237V238H1ZM48 237V238H47ZM174 237V236H173ZM205 237V238H204ZM229 237V238H228ZM231 237V239H230ZM239 237V238H238ZM9 238V239H10ZM14 238V240H13ZM61 238V236L59 237V239ZM208 238V237H207ZM228 238V239H227ZM10 239V240H11ZM25 242H22V240ZM52 239V240H51ZM57 239H58V234H57ZM237 239V240H236ZM243 239V240H242ZM21 240V242H20ZM44 240V239H43ZM209 240V241H208ZM228 240V241H227ZM233 240V241H232ZM240 240V241H239ZM14 241V242H13ZM172 242H174L173 238L171 239ZM238 241V242H237ZM209 242V243H208ZM231 242V243H230ZM234 242V243H232ZM249 242V243H248ZM10 243H15V244H11L13 247L11 248ZM18 243V244H17ZM19 243L22 245H19ZM26 243L28 245H26ZM175 243V242H174ZM241 243V244H239ZM245 243V244H243ZM176 244V243H175ZM214 244V245H213ZM240 246H238V245ZM14 245H19L20 247H22V249L19 246H14ZM217 248H216V246ZM238 247H236V246ZM246 246L247 249H245ZM248 245V246H247ZM25 246V248L27 251L24 252L25 256L23 255L24 253L21 252L19 253V251H24L25 249H23V247ZM220 246V247H219ZM244 248H242V247ZM15 247L18 253L15 254ZM19 247V248H18ZM220 251H219V248ZM236 247V248H235ZM214 248V249H213ZM223 248V249H222ZM3 249V250H2ZM250 249V250H249ZM12 250H14L12 252ZM234 250V252H233ZM247 252H246V251ZM210 251V252H211ZM232 251V252H231ZM237 251V252H235ZM175 252V251H174ZM246 252V254L244 253ZM250 252V253H249ZM3 253V254H2ZM212 253V252H211ZM233 253V254H232ZM235 253V254H234ZM248 253V254H247ZM27 254V255H26ZM30 254V255H29ZM245 254V255H244ZM28 255L30 256V259L28 257ZM222 255V256H221ZM235 255V256H234ZM248 259H247V256ZM15 256V257H14ZM250 256V258H249ZM11 257V258H10ZM13 257V258H12ZM23 257V258H22ZM222 257V258H221ZM229 257V258H228ZM235 259L236 261L234 262L231 258ZM238 257V258H237ZM245 257V258H244ZM15 258V260H14ZM20 258V259H19ZM23 260H22V259ZM237 258V259H236ZM240 258V259H239ZM253 258V259H252ZM20 261H19V260ZM228 259V260H227ZM230 259V260H229ZM34 260V261H33ZM223 260V261H220ZM19 261V263H18ZM248 261V263H247ZM17 262V263H16ZM45 262V261H44ZM43 262V264H44ZM225 262V263H224ZM242 262V263H241ZM251 262V263H250ZM261 262V263H260ZM47 262H45L46 264ZM36 264V263H35Z\"/></svg>",
	"mask_w": 264,
	"mask_h": 264
},
{
	"label": "bare ground",
	"instance_id": "obj_2",
	"mask_svg": "<svg viewBox=\"0 0 264 264\" xmlns=\"http://www.w3.org/2000/svg\"><path fill=\"white\" fill-rule=\"evenodd\" d=\"M17 1V0H16ZM34 1V0H33ZM41 1V0H40ZM44 1V0H43ZM62 1V0H61ZM90 1V0H89ZM119 1V0H118ZM133 1V0H132ZM149 1V0H148ZM147 1V2H148ZM169 1H171V0H169ZM177 1V0H176ZM202 1H204V0H202ZM20 2V1H19ZM42 2V1H41ZM79 2V1H78ZM77 2V3H78ZM98 2V1H97ZM102 2V1H101ZM105 2V1H104ZM108 2V1H107ZM120 2V1H119ZM153 2H154V0H153ZM160 2V1H159ZM172 2V1H171ZM178 2H180V1H178ZM243 2V1H242ZM262 2V5L264 4L263 3V1H261ZM10 3V2H9ZM49 3V2H48ZM60 3V2H59ZM92 3H94V2H92ZM124 3V2H123ZM151 3V2H150ZM161 3V2H160ZM175 3V2H174ZM204 3V2H203ZM23 4V3H22ZM67 4V3H66ZM84 4V3H83ZM89 4V3H88ZM117 4H118V2H117ZM142 4V3H141ZM145 4H146V2H145ZM157 4V3H156ZM207 4H209V3H207ZM25 5V4H24ZM35 5V4H34ZM43 5V4H42ZM62 5H64V4H62ZM68 5V4H67ZM99 5V4H98ZM113 5V4H112ZM138 5V4H137ZM158 5V4H157ZM162 5V4H161ZM118 6V5H117ZM121 6V5H120ZM124 6V5H123ZM123 6L121 7V8H123ZM145 6V5H144ZM203 6H204V4H203ZM209 6H211V5H209ZM259 6V5H258ZM10 7V6H9ZM28 7V6H27ZM88 7V6H87ZM90 7V6H89ZM88 7V8H89ZM100 7V6H99ZM131 7V6H130ZM146 7H147V5H146ZM156 7V6H155ZM160 7V6H159ZM263 7H264V5H263ZM20 8V7H19ZM40 8V7H39ZM41 8H42V6H41ZM40 8V9H41ZM64 8V7H63ZM76 8V7H75ZM75 8H74V10H75ZM85 8V7H84ZM120 8V9H121ZM136 8H138V6L136 7ZM145 8V7H144ZM144 8H142V9H144ZM152 8V7H151ZM209 8V7H208ZM212 8V7H211ZM259 8V7H258ZM3 9V8H2ZM1 9V10H2ZM82 9V8H81ZM94 9V8H93ZM102 9V8H101ZM110 9V8H109ZM111 9H112V7H111ZM127 9V8H126ZM141 9V10H142ZM154 9V8H153ZM171 9V8H170ZM177 9V8H176ZM63 10H65V9H63ZM90 10V9H89ZM96 10H97V8H96ZM104 10V9H103ZM122 10V9H121ZM156 10V9H155ZM166 10V9H165ZM208 10H210V8L208 9ZM21 11V10H20ZM53 10H51L50 11V14H54L53 12H52ZM66 11V10H65ZM88 11V10H87ZM98 11V10H97ZM108 11V10H107ZM133 11V10H132ZM140 11V10H139ZM164 11V10H163ZM171 11V10H170ZM173 11V10H172ZM182 11V10H181ZM8 12V11H7ZM52 12V13H51ZM62 12V11H61ZM94 13L96 12V11H93ZM131 12V11H130ZM149 12V11H148ZM152 12V11H151ZM156 12V11H155ZM162 12V11H161ZM165 12V11H164ZM176 12H177V10H176ZM211 12V11H210ZM46 13H48V12H46ZM101 13V12H100ZM117 13V12H116ZM123 13V12H122ZM135 13V12H134ZM139 13V12H138ZM157 13V12H156ZM179 13V12H178ZM229 13V12H228ZM32 14V13H31ZM124 14V13H123ZM146 14V13H145ZM166 15H167V13H165ZM172 14V13H171ZM174 14V13H173ZM186 14V13H185ZM231 14V13H230ZM15 15V14H14ZM113 15V14H112ZM116 15V14H115ZM129 15V14H128ZM157 15V14H156ZM162 15V14H161ZM161 15H159V16H161ZM165 15V16H166ZM253 15V14H252ZM24 16V15H23ZM36 16V15H35ZM38 16V15H37ZM45 16H47V15H45ZM73 16V15H72ZM91 16V15H90ZM99 16V15H98ZM108 16V15H107ZM123 16V15H122ZM168 16V15H167ZM235 16V15H234ZM233 16V17H234ZM13 17V16H12ZM42 17V16H41ZM49 17V16H48ZM54 18H55V16H53ZM69 17V16H68ZM95 17V16H94ZM119 17H120V15H119ZM133 17V16H132ZM138 17V16H137ZM176 17H178V16H176ZM183 17V16H182ZM228 17V16H227ZM18 18V17H17ZM27 18V17H26ZM123 18V17H122ZM130 18V17H129ZM162 18V17H161ZM171 18H173V17H171ZM225 18V17H224ZM224 18H222V19H224ZM230 18V17H229ZM59 19V18H58ZM67 19V18H66ZM65 19V20H66ZM98 19V18H97ZM101 19V18H100ZM110 19V18H109ZM176 19V18H175ZM178 19V18H177ZM213 19V18H212ZM233 19V18H232ZM231 19V20H232ZM244 19V18H243ZM7 20V19H6ZM44 20H45V18H44ZM63 20V19H62ZM88 20V19H87ZM105 20V19H104ZM184 20V19H183ZM194 20V19H193ZM198 20H200V19H197V21ZM208 20H210V19H208ZM218 20V19H217ZM241 20V19H240ZM15 21V20H14ZM21 21V20H20ZM33 21V20H32ZM71 21V20H70ZM101 21V20H100ZM171 21V20H170ZM189 21V20H188ZM215 21V20H214ZM222 21V20H221ZM238 21V20H237ZM236 21V22H237ZM248 21V20H247ZM258 21V20H257ZM51 22V21H50ZM68 22V21H67ZM127 22V21H126ZM136 22V21H135ZM157 22V21H156ZM192 22V21H191ZM216 22V21H215ZM215 22H214V24H215ZM235 22V23H236ZM246 22V21H245ZM249 22V21H248ZM253 22V21H252ZM251 22V23H252ZM11 23H13V22H11ZM52 23V22H51ZM61 23V22H60ZM82 23V22H81ZM104 23V22H103ZM108 23V22H107ZM115 23V22H114ZM149 23V22H148ZM155 23V22H154ZM232 23H234V21L232 20ZM247 23V22H246ZM7 24V23H6ZM53 24V23H52ZM62 24V23H61ZM86 24V23H85ZM119 24V23H118ZM122 24V23H121ZM126 24V23H125ZM127 24H128V22H127ZM126 24V25H127ZM130 24V23H129ZM137 24V23H136ZM187 24V23H186ZM188 24L190 25L191 24V26L192 27H194L195 26V24L194 23H189L188 22ZM192 24H194V25H192ZM198 24V23H197ZM236 24H239V23H236ZM243 24V23H242ZM245 24V23H244ZM253 24V23H252ZM24 25V24H23ZM22 25V26H23ZM45 25V24H44ZM47 25V24H46ZM54 25V24H53ZM87 25V24H86ZM100 25V24H99ZM117 25V24H116ZM147 25V24H146ZM149 25H151V24H149ZM239 25H241V23L239 24ZM249 25H251V24H249ZM39 26V25H38ZM92 26V25H91ZM135 26V25H134ZM215 26V25H214ZM221 26V25H220ZM242 26V25H241ZM5 27V26H4ZM25 27V26H24ZM57 27V26H56ZM61 27H63L62 25H61ZM78 27H79V25H78ZM96 27V26H95ZM98 27V26H97ZM96 27V28H97ZM100 27H102V26H100ZM164 27V26H163ZM243 27H245V26H243ZM256 27V26H255ZM8 28V27H7ZM40 28H43V27H40ZM93 28V27H92ZM123 28V27H122ZM156 28V27H155ZM167 28V27H166ZM177 28H180V27H177ZM183 28H185V27H182V29ZM251 28H254L253 27V25H252V27ZM18 29V28H17ZM32 29V28H31ZM39 29V28H38ZM71 29V28H70ZM88 29V28H87ZM103 29V28H102ZM115 29V28H114ZM123 29H125V28H123ZM139 29V28H138ZM165 29V28H164ZM48 30V29H47ZM64 30V29H63ZM62 30V31H63ZM117 30V29H116ZM131 30V29H130ZM148 31H149V29H147ZM151 30V29H150ZM179 30V29H178ZM228 30V29H227ZM247 30V29H246ZM49 31V30H48ZM64 31H66V30H64ZM83 31V30H82ZM99 31V30H98ZM111 31V30H110ZM114 31V30H113ZM139 31V30H138ZM142 31V30H141ZM154 31V30H153ZM191 31V30H190ZM218 31V30H217ZM57 32V31H56ZM90 32V31H89ZM93 32V31H92ZM119 32V31H118ZM127 32V31H126ZM133 32V31H132ZM173 32V31H172ZM194 32H196V31H194ZM16 33V32H15ZM35 33V32H34ZM61 33V32H60ZM107 33H109V32H107ZM119 33H121V32H119ZM143 33V32H142ZM142 33H140V34H142ZM145 33V32H144ZM150 33V32H149ZM156 33H158V32H156ZM166 33V32H165ZM190 33V32H189ZM199 33V32H198ZM7 34V33H6ZM24 34V33H23ZM56 34V33H55ZM58 34V33H57ZM56 34V35H57ZM67 34V33H66ZM114 35H115V37H116V34H115V32L113 33ZM122 34V33H121ZM124 34V33H123ZM131 34V33H130ZM129 34V36L131 37V35ZM134 34V33H133ZM179 34H182V33H179ZM186 34H187V32H186ZM185 34V35H186ZM204 34V33H203ZM32 35V34H31ZM75 35H77V34H75ZM87 35V34H86ZM108 35V34H107ZM111 35H112V33H111ZM110 35V36H111ZM113 35V36H114ZM119 35V34H118ZM117 35V36H118ZM143 35V34H142ZM152 35V34H151ZM159 35V34H158ZM214 35V34H213ZM28 36V35H27ZM35 36H37V35H35ZM44 36V35H43ZM71 36V35H70ZM94 36V35H93ZM149 36V35H148ZM173 36H174V34H173ZM178 36V35H177ZM21 37V36H20ZM57 37V36H56ZM61 37V36H60ZM59 37V38H60ZM83 37H85V36H83ZM119 37V39H121V40H124V41H127V42H129V43H132L133 41H131L130 39H132L133 40V38L131 37V38H129L127 35L125 36V34L124 35H120V36H118ZM117 37V38H118ZM140 36H138V38H139ZM143 37V36H142ZM159 37V36H158ZM160 37H162V35L160 36ZM159 37V38H160ZM187 37V36H186ZM13 38V37H12ZM79 38V37H78ZM77 38V39H78ZM111 38V37H110ZM141 38V37H140ZM140 38H139V40H140ZM151 38V37H150ZM174 38V37H173ZM213 39H214V37H212ZM10 39V38H9ZM32 39H33V37H32ZM40 39V38H39ZM67 39H69L68 37H67ZM72 39V38H71ZM90 39H92V38H90ZM116 39V38H115ZM136 39V38H135ZM134 39V40H135ZM143 39H144V37H143ZM153 39V38H152ZM161 39V38H160ZM166 39V38H165ZM169 39V38H168ZM172 39V38H171ZM180 39L181 38H179V42H180ZM206 39V38H205ZM34 40H35V38H34ZM42 40H44V39H42ZM53 40V39H52ZM101 40V39H100ZM138 40V39H137ZM138 40V41H139ZM173 40V39H172ZM184 40V39H183ZM190 40V39H189ZM195 40V39H194ZM202 40V39H201ZM215 40V39H214ZM3 41V40H2ZM15 41V40H14ZM36 41V40H35ZM39 41V40H38ZM72 41V40H71ZM70 41V42H71ZM86 41V40H85ZM90 41V40H89ZM110 41V40H109ZM118 41V40H117ZM131 41V42H130ZM138 41H136L137 43H138ZM146 41V40H145ZM148 41V40H147ZM156 41H158V40H156ZM174 41V40H173ZM197 41V40H196ZM216 41V40H215ZM250 41H252V40H250ZM12 42V41H11ZM24 42V41H23ZM67 42V41H66ZM97 42V41H96ZM100 42H102V43H104L103 41H100ZM100 42H97L98 44L100 43ZM112 42V41H111ZM135 42V43H136ZM140 42V41H139ZM150 42V41H149ZM184 42H186L185 40H184ZM188 42V41H187ZM191 42V41H190ZM217 42V41H216ZM258 42V41H257ZM56 43V42H55ZM61 43V42H60ZM129 43L128 44H126V43H124V44H126V45H129ZM146 43V42H145ZM148 43V42H147ZM152 43V42H151ZM166 44H167V41L165 42ZM171 43H173V42H171ZM218 43V42H217ZM221 43V42H220ZM6 44V43H5ZM21 44V43H20ZM28 44V43H27ZM43 44V43H42ZM92 44V43H91ZM97 44V45H98ZM101 44V43H100ZM99 44V45H100ZM139 44V43H138ZM138 44H136V45H138ZM150 44V43H149ZM159 44H160V42H159ZM174 44H177V43H174ZM187 44V43H186ZM191 44V46H193V47H195L196 48V46H194L193 45V43H190ZM253 44H254V42H253ZM14 45V44H13ZM63 45V44H62ZM61 45V46H62ZM74 45V44H73ZM96 45V46H97ZM108 46H110L109 44H107ZM106 45V46H107ZM134 45V43L133 44H131V45H129V46H131V47H129V46H127L129 49H130V52H129V56H130V54L133 56V58L134 59H136V61H138L139 63H140V68H137L138 69V71H137V69H136V71H134V72H132V69H131V67L132 66H129L128 65V63H126V64H124V63H122V62H124V61H122V60H116V58H119V57H121V55H125V54H121L120 56L118 55V54H120L121 52H115V53H113L114 51L113 50H115V49H111V47H110V49L113 51V52H111V50H108V46L107 47H105L103 44L102 45H100L99 47H101V50H100V48H97V50H98V52H99V50L102 52H104V56H107L108 57V59L110 60V58H112V57H116V58H114L113 60H114V62H116V66H115V63H114V65H110V64H112L111 63V61H110V63L108 64L107 63V65H106V63L104 64L105 65V68L107 69V70H110L112 67L111 66H115V67H118V68H116V72H118L119 73V75H120V78H119V75L117 76L120 80H121V77H122V79H124V83H126L125 85H127V86H123V88L125 87H127L126 88V90H128L129 88L131 89V86L133 85V90L135 89V90H138L139 92H140V89L142 88H140L139 86H143V83L140 81V76L141 75H143V77L145 78V79H148V83H149V86L147 87L148 89H149V87H150V91H151V89L152 90H163L164 91V86L162 85V84H164L163 82L161 83L160 82V80H161V78H159L158 79V74H160L159 72H161V70H159L158 71V66L160 65V64H157L156 62L154 63L152 60H155V58L154 59H151V58H153V56H152V53H150L149 52V50H147L146 48H145V45H143V46H140V45H138V46H133ZM188 45H189V42H188ZM252 45V44H251ZM25 46V45H24ZM32 46V45H31ZM95 46V45H94ZM95 46V47H96ZM112 46V45H111ZM120 46V45H119ZM125 46V45H124ZM147 46V45H146ZM151 46V45H150ZM171 46V45H170ZM202 46V45H201ZM259 46H261L260 44H259ZM21 47V46H20ZM28 47V46H27ZM38 47V46H37ZM82 47H84V46H82ZM93 47V46H92ZM91 47V48H92ZM114 47V46H113ZM112 47V48H113ZM116 47V46H115ZM163 47V46H162ZM256 47V46H255ZM262 48L264 47V45H262L261 46ZM17 48V47H16ZM25 48V47H24ZM31 48V47H30ZM35 48V47H34ZM49 48V47H48ZM51 48V47H50ZM62 48V47H61ZM88 48V47H87ZM127 48V51H129V49ZM216 48V47H215ZM219 48V47H218ZM223 48V47H222ZM23 49V48H22ZM68 49H70V48H68ZM83 49V48H82ZM85 49V48H84ZM96 49V48H95ZM149 49V48H148ZM152 48H150V50H151ZM166 49V48H165ZM212 49V48H211ZM65 50H66V48H65ZM86 50V49H85ZM88 50V49H87ZM118 49H116L115 51H117ZM126 50V49H125ZM153 50V49H152ZM170 50H172V48L170 47ZM174 50V49H173ZM187 50H190V49H187ZM218 50H220V49H218ZM17 51V50H16ZM24 51V50H23ZM26 51V50H25ZM52 51H54V50H52ZM76 51V50H75ZM90 52L89 53H92L91 52V50H89ZM121 51H122V49H121ZM166 51V50H165ZM176 51V50H175ZM175 51H174V53H175ZM202 51V50H201ZM40 52V51H39ZM55 52V51H54ZM57 52V51H56ZM81 52V51H80ZM79 52V54L78 55H81V53ZM95 52V51H94ZM172 52V51H171ZM199 52V51H198ZM24 53V52H23ZM42 53V52H41ZM63 53V52H62ZM78 53V52H77ZM84 53L86 54V52L84 51ZM83 53V54H84ZM96 53V52H95ZM94 53V54H95ZM125 53V52H124ZM154 53V52H153ZM179 53V52H178ZM201 53V52H200ZM219 53V52H218ZM56 54V53H55ZM59 54V53H58ZM64 54V53H63ZM70 54V53H69ZM75 54V53H74ZM93 54V55H94ZM171 54H173V53H171ZM199 54V53H198ZM202 54V53H201ZM207 54V53H206ZM209 54H210V52H209ZM220 54V53H219ZM8 55V54H7ZM28 55V54H27ZM92 55V54H91ZM100 55L102 56V54L100 53ZM128 55H127V57H128ZM154 55H155V53H154ZM25 56V55H24ZM83 56V55H82ZM86 56V60H88L87 59V55H85ZM100 56V57H101ZM126 56V55H125ZM168 56V55H167ZM173 57H178L177 55H172ZM26 57V56H25ZM53 57V56H52ZM58 57H60V56H58ZM71 57V56H70ZM89 57H90V55H89ZM93 57H95V56H93ZM126 57V58H127ZM154 57H158V55H156V56H154ZM183 57V56H182ZM195 57V56H194ZM201 57V56H200ZM35 58V57H34ZM38 57H36V59H37ZM77 58V57H76ZM96 58H98V57H96ZM106 58V57H105ZM123 58H125L124 56H123ZM129 58H131V56L129 57ZM168 58V57H167ZM221 58V57H220ZM7 59V58H6ZM2 55H0V196H1V194L3 195V196H6L8 199H10L11 198V201H9V202H11V204H12V201H13V199L12 198H16L18 201H19V199H20V201L24 204L23 205V207H24V210L26 211H24L25 213H27L28 214V212H30V214H28L29 216H31V220H32V218H33V220L32 221H36V224L38 223H41L42 225H38V226H42L41 228H44V231L46 230L47 231V229L48 230H51V233L54 231L55 232V237H56V240L55 241H51V243L50 242H48L47 240H46V238H44L43 237V239H41V238H39V236H38V238H36L35 236H36V234H31L30 233V231L28 232V230H27V228H30L29 226H27L26 227V224L24 223V221H26V218L28 219V216H26L25 215V213L23 212V211H21L20 212V210H19V207H20V209H21V203L20 204H17V206H18V208H16V209H18L19 210V212H17V213H14L13 214V212H12V215L14 216V215H16L17 214V217L19 218V220H13V219H17V217L15 216V218H13L12 220L14 221V224L17 222V221H20L22 224H20V226L18 227V226H14V230H16L15 229V227H18L19 228V236L18 237H16V241H17V238H23V240L25 241H27V243L29 242L30 243V247L28 248V251L26 250L27 248H25V246L23 247V249H25L24 251H19V253L21 252V254H22V252L24 253V252H26L27 254H28V252H30L32 255L31 256H33L32 258H34V255H35V257H36V259L35 260H37V258H39V256H41L39 259H44L43 260V262L45 261V262H47L46 264H220V262L218 261L219 259H220V257H218L217 258V255L215 254V253H213L214 252V250H210V248H211V246H210V248H208L207 246H209V244L206 246V242H207V239H209L211 242H210V244L212 243V241L213 242H216L217 243V245H221L222 247H223V245H224V247L226 248L227 246L229 247L230 245H228V243H227V246H226V244H223L222 243V241L224 240V239H222V241H221V239L220 238H222V236H219V235H221V234H217L218 232V230H216L217 228H216V226H214V224H215V222L214 221H211V220H209L208 218H206L204 215V218H201L200 216H195V215H197V214H195V215H193V212L192 211H188V209H187V211L185 212V214L195 223L194 225L191 223V225H193V226H195V229H193L192 228V226L190 225V226H188V227H181L180 229L181 230H179V232L178 233H172V231H171V229L165 224H163L161 221H159L158 219H156V218H154V216H153V218L152 217H147L144 213H142V215H143V217H141V220H135L136 218H137V216H135V214H134V217H136V218H134V219H132V217H130V215H128V213H130L131 211L129 210V209H127L126 207L127 206H129L130 205V203H131V201H132V198H134L133 196H134V194L136 195V192L138 191L139 192V188H138V186H137V182L136 181H138V174H137V170L138 169H134L133 167H134V165H136V163L133 165V167H132V165H130L131 163H133V161L130 163V164H126V165H124V163H120V162H122V159H131V157H132V152H131V157L127 154V151H126V153H124V152H122V151H119L116 147V154L114 155V156H112V155H108V153H110V151L109 152H105L106 154H104V153H102V154H104V157L103 158H106V160L105 161H107L108 160V165H110L111 164V162L109 161L110 159L112 160V163L113 164H111V166L109 167V166H107L108 167V169H104L103 170V168L101 167V169H99L100 167H98L99 166V164H96V165H98L97 167L96 166H92L93 167V169H94V177H92L90 174H91V172H93V170L91 171V166L89 165V164H84V163H82V161L84 162V159L82 160V161H80L81 159H77L76 157H73V156H71L70 154H68L69 152H71V151H68V153H67V149H65V148H63L62 146H61V143H60V141L58 140V137H56L57 138V140H56V138H55V136L46 128V126H45V122L47 121V119H46V121H45V117H44V115L43 114H45V113H41V111H37L35 108H36V106H35V104H32V101L29 99V98H31V97H33L31 94H29V95H31L29 98H28V96L29 95H27V93L25 92H21L20 90V93L18 94V90H17V88H16V90L17 91H12V90H14L12 87L14 86V84H13V86H12V81H14L13 79H14V75H13V71L12 70H14V69H12V68H14V67H12L13 65H10L11 64V62H9V60H6ZM21 59V58H20ZM32 59V58H31ZM35 59V60H36ZM45 59V58H44ZM48 59V58H47ZM69 59V58H68ZM81 59V58H80ZM79 59V60H80ZM94 59V58H93ZM102 59V58H101ZM108 59H106V61L108 60ZM121 59H122V57H121ZM177 59H181V57L179 56ZM186 59V58H185ZM199 59V58H198ZM212 59V58H211ZM70 60V59H69ZM91 60V59H90ZM96 60V59H95ZM112 60V59H111ZM112 60V61H113ZM133 60V59H132ZM173 60V59H172ZM205 60V59H204ZM216 60V59H215ZM255 60V59H254ZM16 61V60H15ZM28 61V60H27ZM31 61V60H30ZM56 61V60H55ZM75 61H77V59H75ZM84 61V60H83ZM89 61V60H88ZM101 61V60H100ZM99 61V62H100ZM126 61H127V59H126ZM128 61H130V60H128ZM134 61V60H133ZM133 61H130L131 63L133 62ZM162 61V60H161ZM178 61V60H177ZM182 61V60H181ZM261 61H263V60H261ZM35 62V61H34ZM53 62V61H52ZM65 62V61H64ZM87 62V61H86ZM90 62V61H89ZM98 62V63H99ZM168 62V61H167ZM166 62V63H167ZM171 62V61H170ZM254 62H257V61H254ZM254 62H252V63H254ZM46 63V62H45ZM55 63V62H54ZM75 63V62H74ZM84 64H85V62H83ZM82 63V64H83ZM104 63V62H103ZM183 63V62H182ZM181 63V64H182ZM189 63V62H188ZM215 63H217V61L215 62ZM20 64H22V63H20ZM48 64V63H47ZM65 64V63H64ZM76 64V63H75ZM94 64V63H93ZM92 63L91 64H89V65H93ZM97 64V63H96ZM95 64V65H96ZM130 64V63H129ZM162 64V63H161ZM174 64V63H173ZM181 64H179V65H181ZM205 64V63H204ZM255 64H257V63H255ZM17 65V64H16ZM71 65V64H70ZM74 65V64H73ZM77 65V64H76ZM86 65V64H85ZM85 65H83L84 67H85ZM88 65V66H89ZM103 65V64H102ZM108 65H109V67L110 68H107L108 67ZM133 65H136V63L135 64H133ZM138 65V64H137ZM183 65V64H182ZM215 65V64H214ZM34 66V65H33ZM48 66V65H47ZM50 66V65H49ZM57 66H58V64H57ZM60 66V65H59ZM67 66H69V65H67ZM78 66H79V64H78ZM99 66V65H98ZM107 66V67H106ZM129 66V67H128ZM163 66V65H162ZM169 66V65H168ZM229 66H231L230 64H229ZM12 67V68H11ZM22 67V66H21ZM27 67V66H26ZM43 68H44V66H42ZM72 67V66H71ZM75 67V66H74ZM81 67V66H80ZM95 67V66H94ZM101 67H103V66H101ZM114 67V68H115ZM137 67H139V65L137 66ZM161 67V66H160ZM163 67H165V66H163ZM262 67V66H261ZM43 68H42V70H43ZM53 68V67H52ZM58 68H60V67H58ZM98 68V67H97ZM158 68V69H157ZM233 68V67H232ZM235 68V67H234ZM4 69V70H3ZM41 69V68H40ZM56 69V68H55ZM55 69H52V70H55ZM71 69H74V68H71ZM84 69V68H83ZM93 69V68H92ZM96 69V68H95ZM162 69V68H161ZM165 68H163V71L165 72L166 70H164ZM174 70H175V68H173ZM202 69H203V67H202ZM235 69H237V68H235ZM262 69H264V68H262ZM27 70V69H26ZM39 70V69H38ZM82 70V69H81ZM81 70H80V72H81ZM85 70V71H84ZM83 71H84V73H85V75H87V79H88V77H89V74H92V73H95V72H93L92 71V73H89V67L86 69H84ZM94 70V69H93ZM98 70H101V69H98ZM103 70H104V68H103ZM133 70H134V66H133ZM173 70V71H174ZM181 70V69H180ZM213 70V69H212ZM234 70V69H233ZM232 70V71H233ZM15 71V70H14ZM62 71L64 72V69H62ZM61 70H60V72H62ZM90 71H91V68H90ZM105 71V70H104ZM112 71H114V69L112 68ZM162 71V72H163ZM204 71H205V69H204ZM229 71V70H228ZM231 71V70H230ZM29 72V71H28ZM45 72V71H44ZM62 72V73H63ZM103 72V71H102ZM107 72V71H106ZM175 72V71H174ZM180 72H182V71H180ZM184 72H185V69H184ZM191 72H192V70H191ZM214 72V71H213ZM227 72V71H226ZM237 72V71H236ZM19 73V72H18ZM38 73V72H37ZM40 73V72H39ZM45 73H47V72H45ZM77 73V72H76ZM99 74V76H100V72H98ZM108 73H109V71H108ZM110 73H111V70H110ZM117 73V74H118ZM165 73H167L168 75H169V77L171 78V79H173V81L175 80L176 82L178 81V80H176V78H174V77H176V75L175 76H173L172 74H171V72L169 73V72H165ZM178 73V72H177ZM195 73V72H194ZM223 73V72H222ZM238 73H240V72H238ZM245 73V72H244ZM246 73H247V71H246ZM251 73V72H250ZM253 73V72H252ZM20 74V73H19ZM28 74V73H27ZM44 74V73H43ZM42 74V75H43ZM80 74H82V73H80ZM112 74V73H111ZM162 74V73H161ZM214 74V73H213ZM225 74V73H224ZM232 74V73H231ZM230 74V75H231ZM16 75V74H15ZM44 75H46V74H44ZM47 75H48V73H47ZM46 75V76H47ZM69 75V74H68ZM104 75V74H103ZM102 75V76H103ZM113 75V74H112ZM166 75V74H165ZM189 75V74H188ZM187 75V76H188ZM197 75H198V73H197ZM201 75V74H200ZM233 75V74H232ZM241 75V74H240ZM39 76V75H38ZM59 76V75H58ZM64 76V75H63ZM82 76V75H81ZM91 76V75H90ZM101 76V77H102ZM160 76H162V75H160ZM185 76V75H184ZM207 76H209V75H207ZM225 76H227V75H225ZM238 76V75H237ZM249 76V75H248ZM247 76V77H248ZM25 77V76H24ZM30 77V76H29ZM45 77V76H44ZM57 77V76H56ZM67 77V75L65 76V78ZM95 77V76H94ZM94 77H92V78H94ZM106 77V76H105ZM109 77H110V75H109ZM168 77V76H167ZM189 77V76H188ZM194 77V76H193ZM197 77V76H196ZM240 78H241V76H239ZM244 77H245V75H244ZM34 78V77H33ZM47 78V77H46ZM49 78V77H48ZM91 78V77H90ZM198 78V77H197ZM220 77H219V75H218V79H219ZM222 78V77H221ZM233 78V77H232ZM246 78V77H245ZM248 78H250V77H248ZM20 79V78H19ZM59 79V78H58ZM74 79V78H73ZM79 79V78H78ZM83 79V78H82ZM100 79V78H99ZM103 79V78H102ZM106 79V78H105ZM116 79V78H115ZM145 79H144V81H145ZM164 79V78H163ZM178 79V78H177ZM183 79V78H182ZM186 79H188V78H186ZM214 79V78H213ZM217 79V78H216ZM230 79V78H229ZM236 79H237V77H236ZM235 79V80H236ZM244 79V78H243ZM23 80H24V78H23ZM52 80V79H51ZM62 80V79H61ZM69 80V79H68ZM142 80H143V78H142ZM180 80H181V77H180ZM202 80H204V79H202ZM224 80H226V79H224ZM234 80V79H233ZM233 80H231L232 81V83H234V81ZM241 80V79H240ZM250 80V79H249ZM253 80V79H252ZM84 81H86V80H84ZM83 81V82H84ZM88 82H84L85 84H90V86L87 88V89H95L94 87L93 88H90L92 85L91 84H96V82L94 83V82H91V83H89L90 81H92V80H87ZM99 81H101V80H99ZM98 81V82H99ZM103 81V80H102ZM101 81V82H102ZM139 81L141 82V84L142 85H140L139 84ZM143 81V82H144ZM187 81V80H186ZM189 81V80H188ZM207 81V80H206ZM214 81V80H213ZM223 81V80H222ZM222 81H221V83H222ZM246 81V80H245ZM248 81V80H247ZM256 81V80H255ZM16 82V81H15ZM20 82V81H19ZM27 82V81H26ZM38 82V81H37ZM41 82V81H40ZM79 82V81H78ZM82 82V83H83ZM117 82V81H116ZM119 82V81H118ZM120 82H122V81H120ZM120 82H119V84H120ZM122 82V83H123ZM194 82V81H193ZM196 82V81H195ZM202 82V81H201ZM227 82H229V81H227ZM226 82V83H227ZM263 82V81H262ZM24 83V82H23ZM28 83H29V81H28ZM34 83V82H33ZM49 83V82H48ZM123 83V84H124ZM188 83H192V82H188ZM198 83V82H197ZM238 83V81H236V84ZM241 83H243L242 81H241ZM241 83H239V84H241ZM246 83V82H245ZM17 84V83H16ZM25 84V83H24ZM42 84H44V83H42ZM45 84H46V81H45ZM52 84V83H51ZM54 84H56V83H54ZM71 84V83H70ZM99 84H101V83H98V85ZM116 84V83H115ZM118 84V83H117ZM116 84V85H117ZM139 84V85H138ZM145 84L147 85V83L145 82ZM171 84V83H170ZM193 84V83H192ZM191 84V85H192ZM202 84V83H201ZM204 84V83H203ZM230 84V83H229ZM235 84V83H234ZM235 84V85H236ZM258 85H259V83H257ZM257 84L256 85H254V86H257ZM32 85V84H31ZM83 85V84H82ZM97 85V84H96ZM103 85V84H102ZM107 85V84H106ZM115 85V87H117ZM190 85V84H189ZM191 85H190V88H191ZM196 85V84H195ZM194 85V86H195ZM205 85V84H204ZM208 85V84H207ZM32 86H34V85H32ZM42 86H44V85H42ZM53 86V85H52ZM59 86H61V85H59ZM81 86V85H80ZM88 86V85H87ZM94 86V85H93ZM130 86V87H129ZM170 86V85H169ZM193 86V85H192ZM193 86V87H194ZM206 86V85H205ZM204 86V87H205ZM222 86V85H221ZM232 86H233V84H232ZM240 86V85H239ZM242 86V85H241ZM240 86V87H241ZM14 87H16V85L14 86ZM26 87V86H25ZM36 87V86H35ZM35 87H33V88H35ZM38 87V86H37ZM63 87V86H62ZM61 87V88H62ZM69 87V86H68ZM84 87V86H83ZM96 87V86H95ZM98 87V86H97ZM96 87V88H97ZM101 87H103V86H101ZM104 87H105V84H104ZM113 87V86H112ZM121 87V86H120ZM177 87V86H176ZM203 87V86H202ZM203 87V88H204ZM209 87V86H208ZM211 87V86H210ZM209 87V88H210ZM224 87V86H223ZM230 87H231V85H230ZM229 87V88H230ZM234 87V86H233ZM12 88V89H11ZM43 88H45V87H43ZM43 88H42V90H43ZM47 88H49L48 86H47ZM61 88H60V90H61ZM74 88V87H73ZM77 88H79L78 86H77ZM82 88V87H81ZM107 88H108V86H107ZM114 88V87H113ZM144 88V87H143ZM146 88V89H147ZM167 88V87H166ZM171 88V87H170ZM169 88V89H170ZM198 88V87H197ZM206 88H207V86H206ZM213 88V87H212ZM239 88V87H238ZM250 88V87H249ZM248 88V89H249ZM253 88V87H252ZM256 88V87H255ZM254 88V89H255ZM258 88V87H257ZM19 89V88H18ZM32 89V88H31ZM38 89H39V87H38ZM51 89H53V92H56V91H54V88H51ZM50 89V90H51ZM71 89V88H70ZM115 89V88H114ZM117 89V88H116ZM145 89V90H146ZM147 89V91H149ZM173 89V88H172ZM180 89V88H179ZM234 89V88H233ZM232 89V90H233ZM240 89V88H239ZM245 89V88H244ZM27 90H29L28 88H27ZM34 90V89H33ZM36 91H37V89H35ZM40 90V89H39ZM45 90V89H44ZM57 90V89H56ZM72 90V89H71ZM79 90V89H78ZM99 89H97V91L95 90V92H97L96 94H99V91H98ZM100 90H101V88H100ZM118 90H121L120 88L118 89ZM117 90V91H118ZM123 90V89H122ZM126 90H123V92L125 91L126 92ZM132 90V91H133ZM144 90V89H143ZM182 90V89H181ZM186 90V89H185ZM207 90V89H206ZM226 90V89H225ZM240 90H242V89H240ZM247 90V89H246ZM36 91H34V92H36ZM46 91V90H45ZM44 91V92H45ZM59 91V90H58ZM85 91H87V90H85ZM104 91H106V90H104ZM116 91V92H117ZM162 91V92H163ZM166 91V90H165ZM216 91V90H215ZM251 91V90H250ZM29 92V91H28ZM47 92H48V96L50 95L49 94V92L50 91H48L47 90ZM68 92H70V91H68ZM81 92V91H80ZM84 92V91H83ZM87 92H89V94L91 95V94H93L94 93V91L92 92V93H90V91L88 90ZM107 92V91H106ZM109 92V91H108ZM122 92V91H121ZM120 91H119V93H121ZM128 92H129V90H128ZM130 92H131V90H130ZM146 92V91H145ZM152 92V91H151ZM157 92V91H156ZM155 92V93H156ZM161 92V91H160ZM161 92V93H162ZM173 92V91H172ZM171 91L169 92V93H172ZM209 92V91H208ZM212 92V91H211ZM227 92V91H226ZM234 92V91H233ZM240 92V91H239ZM263 92V91H262ZM15 93H17V94H15ZM32 94H35V93H33V92H31ZM38 93V92H37ZM41 94H42V92H40ZM39 93V94H40ZM51 93V92H50ZM71 93H73V91L71 92ZM70 93V94H71ZM101 93V92H100ZM104 94H105V92H103ZM133 93L134 94H136L137 92H134L133 91ZM148 93V92H147ZM152 93H154V91L152 92ZM185 93V92H184ZM244 93V92H243ZM45 94V93H44ZM56 94V93H55ZM88 94V93H87ZM102 94V93H101ZM129 94V93H128ZM132 94V93H131ZM149 94H151V93H149ZM156 94H158V93H156ZM160 94V93H159ZM158 94V95H159ZM180 94V93H179ZM181 94H182V92H181ZM221 94V93H220ZM242 94V93H241ZM262 94V93H261ZM56 95H58V94H56ZM73 95V94H72ZM71 95V96H72ZM94 95V94H93ZM114 95V94H113ZM153 95V94H152ZM151 95V97H153ZM155 95V94H154ZM157 95V97H159ZM163 95V94H162ZM171 95V94H170ZM229 95H233L232 93L231 94H229ZM237 95V94H236ZM244 95V94H243ZM249 95V94H248ZM47 96V97H48ZM52 96V95H51ZM54 96V95H53ZM62 96H63V94H62ZM67 96V95H66ZM87 96V95H86ZM102 96V95H101ZM104 96V95H103ZM108 96V95H107ZM133 96V95H132ZM135 96V95H134ZM142 96V95H141ZM146 96H148V94H146ZM161 96V95H160ZM181 96V95H180ZM185 96V95H184ZM251 96V95H250ZM258 96H259V93H258ZM38 97V96H37ZM37 97H35L36 99H37V102H39L38 100H42L43 99V101L44 100H46V99H44V98H42V96H40V98H42V99H38ZM43 97H44V95H43ZM55 97V96H54ZM58 97V96H57ZM56 97V98H57ZM61 97V96H60ZM59 97V98H60ZM82 97V96H81ZM89 97V96H88ZM94 97V96H93ZM97 97V96H96ZM123 97V96H122ZM186 97V96H185ZM238 97V96H237ZM253 97V96H252ZM257 97V96H256ZM34 98V100L36 101V99ZM67 98V97H66ZM68 98H70V97H68ZM67 98V99H68ZM74 98H76V97H74ZM80 98V97H79ZM99 98V97H98ZM126 98V97H125ZM136 98V97H135ZM173 98V97H172ZM239 98V97H238ZM242 98V97H241ZM248 98V97H247ZM262 98V97H261ZM51 99V98H50ZM65 99V98H64ZM71 99V98H70ZM81 99V98H80ZM100 99H102V98H100ZM120 99H121V97H120ZM153 99H157V98H155V96H154V98ZM160 99V97L158 98V100H157V102H155L156 103V110H158L159 112H160V115H162V119L163 120H161L162 122V126L163 125H165L166 124V126L165 127H163L164 128V131H167V133L168 132H170V134L172 135V136H174V137H172V138H175L176 139V142H174L173 143V147H170V145L168 144V142L170 141L169 139H168V141H166V140H164V145L166 146L167 144H168V146H167V148L168 147H170L171 148V150H173V154H175V153H177V155L178 154H180L181 155V157H184L188 162H190V164L192 163L193 165H195V160H199V161H203V163L202 164H196L195 166H197V168L195 169V174H196V176H198L199 178V180L200 181H202V183L203 182H205V183H208L207 185H210V184H212L213 185V183L215 184H217L218 182L219 183H224V181H225V179L227 178L228 179V174H229V171H227V169L225 168V166L223 165V163L222 162H219L218 161V159L217 160H215L214 158H212V155H211V157H209L208 155H207V153H204V150H203V152H201L202 150H199L198 151V149H197V147H194V146H191V144H189L188 143V141H186L184 138L185 137H183L184 135H183V131H182V127L183 126H181V124H180V122L181 121H177V119L175 120V119H173V117L174 116H171V115H175V114H172V112L171 113H169L170 111H168V109H169V107L167 106V104H165V101L164 100H159ZM176 99V98H175ZM188 99V98H187ZM231 99V98H230ZM230 99H229V101H230ZM32 100H33V98H32ZM33 100V103L35 102ZM48 100V99H47ZM54 99H52V101H53ZM61 100V99H60ZM84 100V99H83ZM104 100H105V98H104ZM126 100V99H125ZM124 100V101H125ZM177 100V99H176ZM232 100V99H231ZM233 100H234V98H233ZM235 100H237V99H235ZM242 100V99H241ZM243 100H244V98H243ZM242 100V101H243ZM255 100V99H254ZM257 100V99H256ZM259 100V99H258ZM262 100V99H261ZM52 101H51V104H53L52 103ZM56 101H58V100H56ZM85 101H86V99H85ZM103 101V100H102ZM110 101H111V99H110ZM178 101V100H177ZM180 101V100H179ZM238 101V100H237ZM50 102V101H49ZM60 102V101H59ZM91 102V101H90ZM113 102H115V101H113ZM120 102V101H119ZM123 102V101H122ZM127 102V101H126ZM144 102V101H143ZM150 102V101H149ZM153 102V101H152ZM151 102V103H152ZM194 102V101H193ZM199 101H198V99H197V103H198ZM236 101H234V103H235ZM246 102H248V101H246ZM260 102L261 101H257V103L258 104H260ZM263 102V101H262ZM40 103V102H39ZM39 103H37V104H39ZM45 103V102H44ZM48 103V102H47ZM67 103V102H66ZM78 103V102H77ZM81 103V102H80ZM125 103V102H124ZM128 103V102H127ZM137 103V102H136ZM136 103H135V105H136ZM148 103V102H147ZM155 103L151 106V107H153L154 105H155ZM173 103H175V102H173ZM182 103V102H181ZM218 103V102H217ZM232 103V102H231ZM233 103V104H234ZM239 104H241V103H244V102H238ZM51 104H49V105H51ZM64 104V103H63ZM62 104V105H63ZM72 104V103H71ZM85 104V103H84ZM175 104H177V103H175ZM174 104V105H175ZM184 104V103H183ZM202 104H203V102H202ZM228 104V103H227ZM251 104V103H250ZM255 104V103H254ZM253 104V106H255ZM262 104H264V103H262ZM261 104V105H262ZM41 105V104H40ZM66 105V104H65ZM68 105H69V103H68ZM110 105V104H109ZM117 105H118V103H117ZM120 105V104H119ZM122 105V104H121ZM142 105H143V103H142ZM146 105V104H145ZM209 105V104H208ZM219 105V104H218ZM237 105V104H236ZM242 105V104H241ZM241 105H240V107H241ZM35 106V107H34ZM45 106V105H44ZM43 106V107H44ZM54 106V105H53ZM58 106H60V105H58ZM84 106V105H83ZM114 106V105H113ZM113 106H112V109H113ZM126 106V105H125ZM128 106H130V105H128ZM133 106V105H132ZM149 106V105H148ZM148 106H146V107H148ZM209 106H211V105H209ZM230 106V105H229ZM243 106V105H242ZM249 106V105H248ZM257 106V105H256ZM39 107V106H38ZM42 107V108H43ZM55 107V106H54ZM54 107H52V108H54ZM66 107H67V105H66ZM86 107V106H85ZM108 107V106H107ZM117 107H119V106H117ZM150 107V106H149ZM148 107V108H149ZM166 107H168V108H166ZM192 107V106H191ZM205 107H207V106H205ZM212 107V106H211ZM210 107V108H211ZM220 107V106H219ZM231 108H232V106H230ZM263 107H264V105H263ZM45 108V107H44ZM44 108H43V111H44ZM60 108V107H59ZM68 109H69V107H67ZM73 108H74V106H73ZM76 108V107H75ZM77 108H79V107H77ZM99 108V107H98ZM104 108H105V106H104ZM115 108V107H114ZM122 108V107H121ZM139 108V107H138ZM142 108V107H141ZM179 108V107H178ZM190 108V107H189ZM204 108V107H203ZM209 108V109H210ZM217 108V107H216ZM238 108V107H237ZM244 108V107H243ZM242 108V109H243ZM262 108V107H261ZM260 108V109H261ZM55 109H56V107H55ZM55 109H53V110H55ZM93 109V108H92ZM111 109V110H112ZM123 109V108H122ZM122 109H121V111H122ZM132 109V108H131ZM130 109V110H131ZM177 109V108H176ZM180 109H181V107H180ZM202 109V108H201ZM207 109V108H206ZM208 109V110H209ZM241 109V108H240ZM250 109V108H249ZM252 109H254V108H252ZM38 110H39V108H38ZM64 110V109H63ZM67 110V109H66ZM82 110V109H81ZM86 110V109H85ZM88 111H90L89 109H87ZM140 110H142V109H140ZM145 110V109H144ZM143 110V111H144ZM147 110V109H146ZM153 110H154V108H153ZM183 110V109H182ZM188 110H190V109H188ZM187 110V111H188ZM192 110H193V108H192ZM239 110V109H238ZM257 110V109H256ZM50 111H52V109L50 110ZM59 111V110H58ZM92 111V110H91ZM107 111V110H106ZM148 111V110H147ZM150 111H152V110H150ZM175 111H177V110H175ZM178 111H180V110H178ZM203 111V110H202ZM258 111V110H257ZM256 111V112H257ZM45 112V111H44ZM48 112H49V109H48ZM56 112V111H55ZM62 112V111H61ZM81 112V111H80ZM114 112V111H113ZM118 113H119V111H117ZM153 112V111H152ZM162 112V113H161ZM225 112V111H224ZM233 112H236L235 110L233 111ZM261 112H262V110H261ZM52 113V112H51ZM67 113V112H66ZM69 113V112H68ZM73 113H75V112H73ZM72 113V114H73ZM84 113V112H83ZM97 113H98V111H97ZM105 112H103L102 114H104ZM121 113H124V112H121ZM134 113V112H133ZM146 113V112H145ZM187 113V112H186ZM193 113V112H192ZM71 114V115H72ZM77 114H78V112H77ZM87 114V113H86ZM95 114V113H94ZM109 114V113H108ZM116 114V113H115ZM139 114V113H138ZM148 114H150L149 112H148ZM154 114V113H153ZM181 114H182V111H181ZM180 114V115H181ZM189 114H190V112H189ZM189 114H187V115H189ZM212 114V113H211ZM231 114V113H230ZM264 114V113H263ZM54 115V114H53ZM58 115V114H57ZM88 115V114H87ZM92 115V114H91ZM90 115V116H91ZM118 115V114H117ZM126 115H128V114H126ZM140 115H141V113H140ZM147 115V114H146ZM151 115V114H150ZM156 115V114H155ZM159 115V114H158ZM184 115V114H183ZM192 115V114H191ZM191 115L189 116V117H191ZM215 115V114H214ZM232 115V114H231ZM250 115V114H249ZM255 115V114H254ZM262 115V114H261ZM45 116H46V114H45ZM55 116V115H54ZM60 116V115H59ZM58 116V117H59ZM68 116H70V115H68ZM89 116V115H88ZM112 116V115H111ZM120 116V115H119ZM121 116H123V115H121ZM129 116V115H128ZM127 116V117H128ZM153 115H151V117H152ZM179 116V115H178ZM182 116V115H181ZM194 116H195V114H194ZM217 116V115H216ZM234 116V115H233ZM237 116V115H236ZM242 116H245V115H242ZM47 117V116H46ZM50 117V116H49ZM57 117V116H56ZM63 118H64V116H62ZM75 117V116H74ZM83 117V116H82ZM108 117V116H107ZM106 117V118H107ZM136 117V116H135ZM139 117H141V116H139ZM159 117V116H158ZM161 117V116H160ZM184 117V116H183ZM186 117V116H185ZM188 117V118H189ZM199 117V116H198ZM197 117V118H198ZM208 117H209V115H208ZM212 117V116H211ZM214 117V116H213ZM218 117V116H217ZM247 117V116H246ZM254 117V116H253ZM250 118V116H249V120L248 121H250V124H254V125H258V124H261V126H263L264 127V122H260V118L257 120V118ZM54 118V117H53ZM62 118V119H63ZM80 118V117H79ZM85 118V117H84ZM97 118V117H96ZM113 118V117H112ZM176 118V117H175ZM207 118V117H206ZM206 118H205V120H206ZM210 118V117H209ZM215 118V117H214ZM219 118V117H218ZM242 117L240 116V118L239 119H241ZM55 119V118H54ZM58 119V118H57ZM65 119V118H64ZM108 119V118H107ZM117 119H119L118 117H117ZM130 119V118H129ZM142 119H143V117H142ZM155 119V118H154ZM157 119V118H156ZM221 119V118H220ZM235 119V118H234ZM243 119V118H242ZM241 119V120H242ZM245 119H247V118H244V120ZM69 120V119H68ZM78 120V119H77ZM76 120V121H77ZM124 120V119H123ZM127 120H128V118H127ZM147 120V119H146ZM150 120H151V118H150ZM159 120V119H158ZM193 120V119H192ZM195 120V119H194ZM202 120H203V118H202ZM210 120H213V119H211L210 118ZM217 120V119H216ZM49 121H50V119H49ZM59 121V120H58ZM61 121V120H60ZM87 121V120H86ZM100 121V120H99ZM144 121V120H143ZM148 121V120H147ZM182 121H183V119H182ZM208 121V120H207ZM225 121V120H224ZM240 121V120H239ZM65 122H66V119H65ZM84 122V121H83ZM83 122H81V123H83ZM90 122H92V121H90ZM126 122V121H125ZM145 122V121H144ZM152 122H153V120H152ZM179 122V123H178ZM189 122V121H188ZM192 122V121H191ZM198 122V121H197ZM236 122V121H235ZM244 122V121H243ZM247 122V121H246ZM53 122H51L50 124L51 125H53L54 123H55V120H54V123L52 124ZM57 123V122H56ZM71 123V122H70ZM76 123V122H75ZM75 123H74V125H75ZM87 123V122H86ZM85 123V124H86ZM92 123H94V121L92 122ZM96 123V122H95ZM101 123H102V121H101ZM104 123V122H103ZM150 123V122H149ZM164 123V124H163ZM182 123V122H181ZM185 123H186V121H185ZM190 123V122H189ZM192 123H194V122H192ZM212 123V122H211ZM215 123V122H214ZM213 123V124H214ZM224 123L225 122H223V125H224ZM227 123V122H226ZM225 123V127L228 125V124H226ZM231 123V122H230ZM242 123V122H241ZM249 123V122H248ZM247 123V124H248ZM47 124V123H46ZM49 124V123H48ZM47 124V125H48ZM64 124V123H63ZM62 124V125H63ZM91 124V123H90ZM90 124H87L88 126L90 125ZM123 124H124V122H123ZM128 124V123H127ZM184 124V123H183ZM208 124V123H207ZM210 124V123H209ZM213 124H211L212 126H213ZM216 124V123H215ZM239 124V123H238ZM58 127H61L58 123L56 124ZM66 125V124H65ZM70 125H73L72 123L70 124ZM69 125V126H70ZM84 125V124H83ZM93 125V124H92ZM134 125V124H133ZM150 125V124H149ZM197 125V124H196ZM201 125V124H200ZM222 125V126H223ZM231 125V124H230ZM235 125H237V124H235ZM244 125V124H243ZM243 125H241L242 127H243ZM49 126V125H48ZM68 126V127H69ZM76 126H77V124H76ZM82 126V125H81ZM94 126H95V124H94ZM96 126H98V124L96 125ZM101 126V125H100ZM104 126V125H103ZM148 126V125H147ZM154 126V125H153ZM232 126H234V124H232ZM240 126V127H241ZM250 126V129H251V125H249ZM52 127H54V125L52 126ZM56 127V126H55ZM75 127V126H74ZM78 127H80V125L78 126ZM86 127V126H85ZM109 127V126H108ZM129 127V126H128ZM146 127V126H145ZM149 127V126H148ZM152 127V126H151ZM157 127V126H156ZM185 127V126H184ZM197 127V126H196ZM224 127V126H223ZM238 127H239V125H238ZM61 128H63V130H64V128H66V126L64 127H61ZM60 128V129H61ZM70 128V127H69ZM77 128V127H76ZM83 128V127H82ZM90 128V127H89ZM88 128V129H89ZM104 128V127H103ZM125 128H127V127H125ZM142 128V127H141ZM191 128V127H190ZM194 128V127H193ZM214 128H217V127H213V129ZM227 128H229V126L227 127ZM230 128H231V126H230ZM233 128V127H232ZM56 129H58V128H56ZM72 129H73V127H72ZM78 129V128H77ZM87 129V130H88ZM94 129V128H93ZM101 129V128H100ZM105 129V128H104ZM157 129V128H156ZM235 126H234V128L233 129H229L230 131H232V132H235V134H237L238 133V131L241 133V135H243V137H245V135H248L246 132H244L243 131V133L240 131V130H238V131H235ZM241 129V128H240ZM249 129V130H250ZM254 129V128H253ZM259 129V128H258ZM264 129V128H263ZM17 130V132H14V131H16ZM54 130V129H53ZM62 129H61V131H63ZM68 130V129H67ZM75 130V129H74ZM86 130V131H87ZM92 130V129H91ZM106 130V129H105ZM109 130V129H108ZM120 130V129H119ZM188 130V129H187ZM210 130V129H209ZM218 130V129H217ZM237 130V129H236ZM56 131V130H55ZM53 132V133H57V134H59L58 132H60V130L57 132ZM70 131H72V130H70ZM75 131H80V130H75ZM110 131V130H109ZM137 131V130H136ZM150 131V130H149ZM189 132H190V130H188ZM215 131V130H214ZM218 131H220V128H219V130ZM19 132V137H18V134L16 135V133H18ZM65 132V131H64ZM82 132V131H81ZM95 133H97L96 132V129H95V131H94ZM99 132V131H98ZM102 132V131H101ZM107 132V131H106ZM121 132V131H120ZM183 132V133H182ZM186 132V131H185ZM225 132V131H224ZM237 132V133H236ZM248 132V131H247ZM68 133V132H67ZM73 133V132H72ZM80 133V132H79ZM87 133V132H86ZM103 133V132H102ZM122 133V132H121ZM128 133V132H127ZM137 133V132H136ZM145 133V132H144ZM154 133H156V132H154ZM166 133V132H165ZM226 133H227V130H226ZM240 133H238V134H240ZM245 133V134H244ZM249 133V132H248ZM251 133H253L252 131L249 133V135L251 134ZM57 134H55L56 136H60V134L59 135H57ZM61 134H62V132H61ZM69 134V133H68ZM67 134V135H68ZM77 134V133H76ZM90 134H92V132L90 133ZM99 134V133H98ZM97 134V135H98ZM109 134V133H108ZM120 134V133H119ZM124 134V133H123ZM131 134V133H130ZM142 134V133H141ZM162 134V133H161ZM186 134V133H185ZM191 134V133H190ZM218 134V133H217ZM256 134H257V132H256ZM258 134H259V132H258ZM66 135V136H67ZM95 135V134H94ZM106 135H107V133H106ZM253 134H251V136H252ZM63 136H65V135H63ZM76 136V135H75ZM74 136V138L76 139V137ZM78 136H80V135H78ZM77 136V137H78ZM99 136V135H98ZM102 136V135H101ZM109 136V135H108ZM129 136V135H128ZM154 136V135H153ZM192 136V135H191ZM191 136H189L188 135V137H191ZM196 137H198V135H195ZM195 136H192L193 138L195 137ZM205 136V135H204ZM233 136V135H232ZM238 136H240V135H238ZM256 136L257 135H255V136H252V147L250 146V148H253V150H256L257 152L259 151V153H261L260 151H264V149L262 148V147H259V145L261 144V142H258V143H260L259 145H258V143L256 142V141H258L257 139H256V141L254 140V138H256ZM260 136V135H259ZM261 136H264V132L261 134ZM68 137V136H67ZM83 137V136H82ZM87 138L86 139H88L89 137L88 136H86ZM100 137V136H99ZM163 137V136H162ZM171 137V136H170ZM188 137H186V138H188ZM224 137V136H223ZM231 137V136H230ZM234 137V136H233ZM242 137V138H243ZM60 138V137H59ZM72 138H73V136H72ZM92 138V137H91ZM96 138V137H95ZM101 138H103V136L101 137ZM100 138V139H101ZM116 138H119V137H116ZM169 138V137H168ZM200 138V137H199ZM210 138V137H209ZM216 138V137H215ZM229 138V137H228ZM241 138V139H242ZM249 138H251V137H249ZM258 138V137H257ZM263 138V137H262ZM63 139V138H62ZM62 139H60V140H62ZM65 139V138H64ZM67 139V138H66ZM84 139V138H83ZM85 139V140H86ZM110 139V138H109ZM114 139V138H113ZM113 139H111V140H113ZM164 139V138H163ZM175 139L173 140V141H175ZM202 139V138H201ZM212 139V138H211ZM227 139V138H226ZM89 140V139H88ZM99 140V139H98ZM107 141H108V139H106ZM116 140V139H115ZM137 140V139H136ZM197 140H198V138H197ZM213 140V139H212ZM212 140H210V141H212ZM238 140V139H237ZM243 140H244V138H243ZM263 140V139H262ZM59 141V142H58ZM67 141V140H66ZM92 141H93V139H92ZM91 141V142H92ZM143 141V140H142ZM150 141V140H149ZM157 141V140H156ZM200 141V140H199ZM205 141V140H204ZM71 142H72V140H71ZM70 142V143H71ZM75 142V141H74ZM80 142V141H79ZM83 142V141H82ZM98 142V141H97ZM100 142V141H99ZM102 142V141H101ZM111 142V141H110ZM113 142V141H112ZM116 142V141H115ZM136 142V141H135ZM161 142V141H160ZM170 142H172V141H170ZM193 142H195L194 140H193ZM198 142V141H197ZM236 142V141H235ZM244 141H242V143H243ZM67 143V142H66ZM75 143H77V142H75ZM81 143V142H80ZM90 143V142H89ZM92 143H94V142H92ZM126 143H128V142H126ZM141 143V142H140ZM139 143V144H140ZM150 143V142H149ZM201 143V142H200ZM205 143V142H204ZM237 143V142H236ZM240 146L242 145V143H241V140H240ZM245 143H247L246 141L243 143V144H245ZM250 143V142H249ZM87 144V143H86ZM109 144V143H108ZM118 144V143H117ZM116 144V146L118 147V145ZM121 144V143H120ZM155 144V143H154ZM199 144V143H198ZM208 144V143H207ZM80 145V144H79ZM90 146H91V143L89 144ZM94 145V144H93ZM92 145V146H93ZM103 145V144H102ZM112 145V144H111ZM115 145V144H114ZM124 145V144H123ZM122 145V146H123ZM152 145V144H151ZM249 145H251V144H249ZM108 146V145H107ZM120 146V145H119ZM127 146V145H126ZM125 146V147H126ZM129 146V145H128ZM135 146H137V145H135ZM150 146V145H149ZM213 146H214V144H213ZM212 146V147H213ZM244 145H242V147H243ZM262 146V145H261ZM84 147V146H83ZM94 147V146H93ZM97 147V146H96ZM98 147H100V146H98ZM97 147V148H98ZM105 148H106V146H104ZM103 147V148H104ZM121 147V146H120ZM131 147V146H130ZM143 147H145V145L143 146ZM143 147H141V148H143ZM147 147H148V145H147ZM155 147V146H154ZM161 147H163L162 145H161ZM196 148V149H193V148ZM246 147H247V145H246ZM79 147H77V149H78ZM82 148V147H81ZM89 148V147H88ZM119 148V147H118ZM127 148H129V147H127ZM170 148L168 149V150H170ZM173 148V149H172ZM235 148V147H234ZM244 148V147H243ZM243 148H241L242 150H243ZM69 149V148H68ZM86 149H87V147H86ZM134 149H135V147H134ZM133 149V150H134ZM153 149V148H152ZM212 149V148H211ZM210 149V150H211ZM260 149V150H259ZM262 149V150H261ZM79 150V149H78ZM90 150V149H89ZM94 150H95V148H94ZM99 150V149H98ZM97 150V151H98ZM121 150V149H120ZM122 150H123V148H122ZM126 150V149H125ZM137 150V149H136ZM149 150V149H148ZM147 150V151H148ZM157 150V149H156ZM170 150V151H171ZM240 150V149H239ZM246 150V149H245ZM93 150L91 149L90 150V152H92ZM124 151V150H123ZM154 151H155V148H154ZM159 151V150H158ZM252 151V150H251ZM84 152V151H83ZM88 152V151H87ZM129 152V151H128ZM139 152H141V151H139ZM138 152V153H139ZM161 152H163V151H161ZM164 152H166V151H164ZM175 152V153H174ZM236 152V151H235ZM240 152H241V150H240ZM243 152H245V154H246V152L247 151H244L243 150ZM152 152H150V154H151ZM216 153H218V152H216ZM263 153V152H262ZM136 154V153H135ZM161 154V153H160ZM167 154V153H166ZM215 154V153H214ZM73 155V154H72ZM78 155H80V153L78 154ZM89 155V154H88ZM141 155H143V153L141 154ZM140 155V156H141ZM149 155V154H148ZM180 155H179V157H180ZM218 155V154H217ZM248 155V154H247ZM247 155H242V157L241 158H244L245 160H247L248 159V157H247ZM253 155H254V157H255V155L256 154H254L253 153ZM263 155H264V153H263ZM81 156H82V154H81ZM80 156V157H81ZM134 156V155H133ZM139 156V157H140ZM174 156V155H173ZM243 156H245V157H243ZM258 156H260V155H258ZM153 157H154V155H153ZM176 157V156H175ZM180 157V158H181ZM216 157V156H215ZM250 157L253 159V161H252V163H249V165L250 164H252V165H250V167L252 168V166H254V168L253 169H257V167L258 168H260L259 170H260V172L262 173V171H263V167H259L260 165H258L257 166V164H256V162H254V160H255V158L254 157H252V155L250 154ZM86 158H89V157H86ZM142 158V157H141ZM144 158V157H143ZM260 158H262V157H260ZM90 159V158H89ZM146 160H147V158H145ZM152 159V158H151ZM184 159V161H186ZM232 159V158H231ZM251 159V160H252ZM86 160H88V159H86ZM85 160V161H86ZM96 160V159H95ZM100 160V159H99ZM104 160V159H103ZM131 160H134V158H132ZM130 160V161H131ZM136 160V159H135ZM143 160V159H142ZM154 160H155V158H154ZM162 160V159H161ZM170 160V159H169ZM175 160V159H174ZM88 161H90V160H88ZM124 161V160H123ZM144 161V160H143ZM148 161V160H147ZM176 161V160H175ZM201 161V162H202ZM255 161H257V160H255ZM263 161V160H262ZM93 162V161H92ZM100 162H101V160H100ZM99 162V163H100ZM103 162V161H102ZM109 162H110V164H109ZM125 162H126V160H125ZM128 162V161H127ZM126 162V163H127ZM138 162V161H137ZM142 162V161H141ZM140 162V163H141ZM146 162V161H145ZM179 162V161H178ZM183 162V161H182ZM229 162V161H228ZM234 162V161H233ZM86 163V162H85ZM88 163V162H87ZM89 163H91V162H89ZM95 163V162H94ZM106 163V162H105ZM104 163V164H105ZM147 163H149V162H147ZM151 163V162H150ZM154 163V162H153ZM159 163V162H158ZM161 163V162H160ZM173 163V162H172ZM174 163H176V162H174ZM186 163V162H185ZM184 163V164H185ZM199 163V162H198ZM206 163H208L207 164V166H205V164ZM231 163H232V161H231ZM257 163H259V161L257 162ZM107 164V163H106ZM176 164H178V163H176ZM182 164V163H181ZM246 164H247V166H248V163L246 162ZM257 166H255V165ZM91 165H93V163L91 164ZM95 165V164H94ZM101 165V164H100ZM138 165V164H137ZM164 165V164H163ZM166 165V164H165ZM170 165H172V164H170ZM179 166H180V168H181V165L180 164H178ZM186 165H188V163L186 164ZM209 165V166H208ZM235 165V164H234ZM241 165V164H240ZM263 165V164H262ZM89 166L91 167V168H89ZM102 166V165H101ZM158 166V165H157ZM172 166H174V165H172ZM182 166H183V164H182ZM229 166V165H228ZM231 166V165H230ZM229 166V167H230ZM237 166H238V163H237ZM106 167V166H105ZM174 167H176V166H174ZM174 167H173V170H174ZM184 168V170H185V166H183ZM188 168L189 167H191V165L190 166H187ZM187 167H186V169H187ZM232 167V166H231ZM245 166H242L241 168L243 169ZM250 167H248V168H250ZM256 167V168H255ZM89 168V169H88ZM137 168V167H136ZM140 168H142V167H140ZM155 168H156V166H155ZM263 168V169H262ZM154 169V168H153ZM166 169V168H165ZM182 169V170H183ZM190 169V168H189ZM188 169V170H189ZM230 168H228V170H229ZM232 169H233V167H232ZM236 169V168H235ZM239 169H240V166H239ZM241 169V170H242ZM245 169V168H244ZM243 169V170H244ZM253 169H249L250 171H248V169H247V167H246V170L245 171H247V172H251V170H253ZM144 170V169H143ZM183 170V171H184ZM234 170V169H233ZM142 171V170H141ZM145 171V170H144ZM152 171V170H151ZM156 171H158V170H156ZM176 171V170H175ZM177 171H179V170H177ZM182 171V172H183ZM154 172V171H153ZM180 172V171H179ZM185 172V171H184ZM189 171H186V173H188ZM242 173H245V172H243V171H241ZM178 173V172H177ZM185 173V174H186ZM252 173V172H251ZM157 175V174H156ZM181 175V174H180ZM188 175V174H187ZM186 175V176H187ZM234 175H235V173H234ZM238 175V174H237ZM245 175V174H244ZM248 175V174H247ZM252 175V174H251ZM250 175V176H251ZM149 176V175H148ZM154 176V175H153ZM181 176H183V174L181 175ZM189 176V175H188ZM252 176H254V175H252ZM142 177V176H141ZM161 177V176H160ZM164 177V176H163ZM185 177V176H184ZM159 178V177H158ZM188 178V177H187ZM231 178V177H230ZM246 178H248V177H246ZM251 178V177H250ZM140 179V181H141V178H139ZM164 179V178H163ZM173 179V178H172ZM186 179V178H185ZM244 179H245V177H244ZM262 179H264V177L262 178V176H261V179L259 178L258 179V181L256 180V182H257V185L259 184V185H261L262 183H263V180ZM104 180V181H103ZM156 180V179H155ZM171 180V179H170ZM177 180V179H176ZM182 180V179H181ZM253 180H255V179H253ZM145 181V180H144ZM152 181V180H151ZM139 182V181H138ZM163 182V181H162ZM166 182V181H165ZM168 182H169V180H168ZM167 182V183H168ZM179 181H177V183H178ZM250 182H252V181H250ZM137 183V184H136ZM142 183V182H141ZM140 183V184H141ZM159 183V182H158ZM157 183V184H158ZM182 183V182H181ZM185 183V182H184ZM188 183H189V181H188ZM198 183H199V181H198ZM218 183V184H219ZM254 183V182H253ZM146 184V183H145ZM152 184V183H151ZM155 184V183H154ZM153 184V185H154ZM179 184V183H178ZM183 184V183H182ZM204 184V183H203ZM249 184V183H248ZM255 185H256V183H254ZM139 185V184H138ZM147 185V184H146ZM159 185H160V187H161V184L159 183ZM165 185H166V183H165ZM205 186V184H204V186H203V188L201 189V188H199L200 190H201V197H202V195L203 196H205V198H204V200H205V202H207V200L209 201V202H211L209 199H207L208 198V196L207 195H205V193L203 194V192L205 191L204 190V187L206 188V187H208V186ZM211 185V186H212ZM249 185H251L252 187H253V189H254V191H255V193L261 198V200L262 199H264V197H263V191H261V188L259 189L258 187H264V185H261V186H257V187H255L254 185H252V184H249ZM248 185V186H249ZM143 186V185H142ZM149 186V185H148ZM157 186V185H156ZM171 186V185H170ZM180 186V185H179ZM211 186H209V187H211ZM242 185H240V187H241ZM247 186V187H248ZM250 186V187H251ZM199 187V186H198ZM208 187V188H209ZM216 187V186H215ZM218 187H219V185H218ZM217 187V188H218ZM249 187V188H250ZM251 187V188H252ZM155 188V187H154ZM181 188V187H180ZM183 188V187H182ZM187 188V187H186ZM242 188V187H241ZM244 188L245 187H243V193H244ZM258 188V189H257ZM151 189V188H150ZM170 189H171V187H170ZM198 189V188H197ZM246 189V188H245ZM143 190H145V189H142L141 191H143ZM155 190V189H154ZM164 190H165V187H164ZM181 190V189H180ZM188 190V189H187ZM202 190H204V191H202ZM209 190V189H208ZM218 190V189H217ZM234 190V189H233ZM261 192H263V193H260V191ZM179 191V190H178ZM184 191V190H183ZM182 191V192H183ZM235 191L236 190H234V193H235ZM164 192V191H163ZM163 192H161V193H163ZM173 192V191H172ZM172 192H170V193H172ZM187 192V191H186ZM185 192V193H186ZM219 192V191H218ZM217 192V193H218ZM140 193V192H139ZM143 193V192H142ZM144 193H145V191H144ZM180 193H181V191H180ZM189 193V192H188ZM192 193V192H191ZM212 193V192H211ZM220 193L222 194V195H224V196H226V198H227V200L226 199H224L225 201H224V204H222L221 203V205L219 206L218 204V206L216 205H212L211 203H207L208 204V206H210L211 207V209L212 208H214V209H217L218 211L217 212H219L220 211V214H221V212H223L224 213V215H226V217L227 218H229V219H227V220H230V219H232L233 217H234V215H233V211L234 212H236L235 210H233L232 209V207H233V203H231L232 201L228 198V191H227V189L225 188V187H223L222 189H221V191H220ZM219 193V194H220ZM241 193H242V190H241ZM240 193V194H241ZM106 194H108V195H110V197H112L111 199H109L107 196H106ZM150 194H151V192H150ZM184 194V193H183ZM190 194V193H189ZM219 194H218V196H219ZM236 194H238V192L236 193ZM144 195V194H143ZM173 195V194H172ZM249 194H247V196H248ZM140 196H142V195H140ZM181 196V195H180ZM216 196V195H215ZM221 196V195H220ZM235 196V195H234ZM239 196V195H238ZM245 196V195H244ZM243 196V197H244ZM246 196V197H247ZM6 197H5V199H6ZM143 197V196H142ZM170 197V196H169ZM172 197V196H171ZM175 197V195L173 196V198ZM212 197V196H211ZM223 197V196H222ZM222 197H220V198H222ZM3 198V197H2ZM149 198V197H148ZM184 198L186 199V197L184 196ZM189 198V197H188ZM193 198V197H192ZM203 198V197H202ZM224 198V197H223ZM238 198V197H237ZM4 199V198H3ZM154 199V198H153ZM167 199V198H166ZM181 199V198H180ZM207 199V200H206ZM218 199H219V197H218ZM217 199V200H218ZM239 199V198H238ZM244 199V202H245V206L246 207H244V208H249L250 209V204H248V200L244 197L243 198ZM137 201L139 200L138 199V196H137V199H136ZM152 200V199H151ZM188 200V199H187ZM187 200L185 201V202H187ZM213 200V199H212ZM221 200V199H220ZM223 200V199H222ZM0 201H1V197H0ZM5 200H3V202H4ZM17 201V202H18ZM135 201V200H134ZM143 201H145V200H143ZM150 201V200H149ZM154 201V200H153ZM159 201V200H158ZM170 201V200H169ZM219 201V200H218ZM5 202H7V201H5ZM4 202V203H5ZM14 202V201H13ZM163 202V201H162ZM173 202V201H172ZM201 202V201H200ZM204 202V201H203ZM221 202V201H220ZM241 202V201H240ZM243 202V203H244ZM262 202H263V200H262ZM8 203V202H7ZM134 203V202H133ZM198 203V202H197ZM252 203V202H251ZM264 203V202H263ZM11 204L9 203L8 205H10L11 206ZM15 204V203H14ZM138 204V203H137ZM136 203H135V205L134 206H136L137 205ZM139 204H140V202H139ZM138 204V205H139ZM157 204V203H156ZM155 204V205H156ZM160 204H162V203H160ZM159 204V205H160ZM170 204V203H169ZM171 204H173V203H171ZM181 204H182V202H181ZM206 204V203H205ZM5 205V204H4ZM3 203H1L0 202V210H4V209H6V208H4L3 209ZM16 205V204H15ZM123 205H127L125 208V210H123L122 208H123ZM131 205H133V204H131ZM141 205V204H140ZM151 205H153V204H151ZM176 205H178V204H176ZM186 205V204H185ZM200 205V204H199ZM241 205H242V203H241ZM240 205V206H241ZM255 205V204H254ZM264 205V204H263ZM262 205V209H264V206ZM5 206H7V205H5ZM142 206V205H141ZM140 206V207H141ZM161 206V205H160ZM180 206V205H179ZM16 207V206H15ZM51 207H53V208H55L58 212L56 213V211L55 212H52V210H55V209H53V208H51ZM137 207V206H136ZM165 207V206H164ZM181 207H182V205H181ZM201 207V206H200ZM200 207H199V210H200ZM203 207V206H202ZM253 207V206H252ZM9 208H11V207H9ZM12 208H14V207H12ZM52 209V210H49V209ZM142 208V207H141ZM144 208V207H143ZM142 208V209H143ZM168 208H169V206H168ZM168 208H166V210L168 209ZM182 208H184L185 209V206H183ZM187 208V207H186ZM247 208V209H248ZM255 207H253V209H254ZM258 208V207H257ZM140 209V208H139ZM142 209H140V210H142ZM171 209H173V207L171 208ZM179 209V208H178ZM181 209V208H180ZM183 209V210H184ZM208 210H209V208H207ZM247 209H245V210H247ZM260 209H261V207H260ZM7 210V209H6ZM11 210V209H10ZM9 210V211H10ZM129 210L130 212H127V211ZM135 210V209H134ZM137 210V209H136ZM144 210H146V209H144ZM150 210V209H149ZM148 210V211H149ZM155 210V209H154ZM182 210V209H181ZM204 210V209H203ZM207 210V211H208ZM213 210V209H212ZM233 210V211H232ZM241 210V209H240ZM156 211V210H155ZM161 210H159V212H160ZM174 211H175V209H174ZM215 211V210H214ZM213 211V212H214ZM244 211V210H243ZM254 211V210H253ZM258 211H259V208H258ZM264 211V210H263ZM1 212H3V211H1ZM7 212V211H6ZM138 212V211H137ZM141 212V211H140ZM152 212H153V210H152ZM163 212V211H162ZM171 212V211H170ZM199 212V211H198ZM201 212V211H200ZM199 212V213H200ZM204 212V211H203ZM208 212H210V211H208ZM241 212V211H240ZM132 213H135L134 211L133 212H131V214ZM169 213V212H168ZM181 213V215H180V218L182 217V214H183V212H180ZM242 213V212H241ZM248 213H250V212H248ZM255 213V212H254ZM263 213V212H262ZM3 214V213H2ZM147 214H148V212H147ZM152 214V213H151ZM156 214V213H155ZM174 214L176 215V213L174 212ZM179 214V213H178ZM185 214H183V216L185 217V218H187L186 216H185ZM219 214V213H218ZM245 214V213H244ZM252 214H253V212H252ZM1 215V214H0ZM140 215V214H139ZM141 215V216H142ZM145 215V216H144ZM149 215V214H148ZM215 215H216V213H215ZM223 215V214H222ZM236 215H237V213H236ZM260 215V214H259ZM263 215V214H262ZM2 216V215H1ZM5 215H3V217H4ZM152 216V215H151ZM165 216H166V214H165ZM207 216V215H206ZM221 216V215H220ZM240 216V215H239ZM244 216V215H243ZM242 216V217H243ZM245 216H247V215H245ZM252 216V215H251ZM253 216H255V218H257V216H258V214H257V212H256V214H254ZM140 217V216H139ZM222 217V216H221ZM232 217V218H231ZM236 217L238 218V215L237 216H235L232 220H233V222L235 223H237L238 224V222H239V226H242L241 225V222L238 220V222L236 221L237 219H236ZM248 217H250V216H248ZM248 217H246L247 219H248ZM1 219H2V217H0ZM7 218H8V216H7ZM7 218H6V221H7ZM10 218H12V217H10ZM168 218V217H167ZM183 218V217H182ZM215 218V217H214ZM240 218V217H239ZM244 218V217H243ZM251 218V217H250ZM253 218V217H252ZM258 218H259V216H258ZM25 219V220H24ZM176 219H177V217H176ZM184 219V218H183ZM188 219V218H187ZM263 219H264V217H263ZM4 220V219H3ZM3 220L1 221L0 220V222H2L3 223ZM215 220V219H214ZM221 220V219H220ZM224 220V219H223ZM231 220V221H232ZM52 221H58L59 223L58 224H55V223H53ZM62 221H64L63 223L64 224H67V222L68 223H70V224H68V225H72V224H74V226H71L72 228H70L68 225H67V227L65 226V225H62L63 223H62ZM179 221H180V219H179ZM186 221V220H185ZM231 221H229L230 223H232ZM246 221V220H245ZM26 222H28V221H26ZM60 222L62 223V224H60ZM66 222V223H65ZM263 223H264V221H262ZM10 223H11V220H10ZM13 223V222H12ZM11 223V224H12ZM19 223V222H18ZM50 223H52V224H50ZM171 223H172V221H171ZM183 223V222H182ZM219 223V222H218ZM218 223H216V225L218 224ZM225 223V222H224ZM255 223H257V222H255ZM9 224V223H8ZM10 224V227L9 228H11V225ZM31 224H32V222H31ZM168 225H169V222L167 223ZM175 224H177V223H174V225ZM233 224V223H232ZM236 224V225H237ZM19 225V224H18ZM75 225H77L76 227H75ZM178 225V224H177ZM224 225V224H223ZM235 225V224H234ZM257 225V224H256ZM37 226V225H36ZM238 226V227H239ZM244 226V225H243ZM243 226H242V229H243ZM264 226V225H263ZM2 227V226H1ZM13 227V226H12ZM171 227H173V224H171ZM175 227V226H174ZM177 227V226H176ZM180 227V226H179ZM191 227V228H190ZM230 227V226H229ZM262 227V226H261ZM6 228V227H5ZM40 228V227H39ZM40 228V229H41ZM232 228H234L233 226H232ZM256 228V227H255ZM12 229V228H11ZM33 229V228H32ZM175 231H176V229L178 230L179 228H173ZM220 229V228H219ZM230 229V228H229ZM234 229H236V230H238L237 228H234ZM241 229V230H242ZM31 230V229H30ZM36 230V229H35ZM80 230H82L83 231V233H84V235L86 234L87 235V237H89L90 238V240H87V238L85 239V237L86 236H84L83 237V233L82 234H80ZM173 230V231H174ZM241 230H238V231H241ZM244 230V229H243ZM242 230V231H243ZM263 231H264V229H262ZM17 231V230H16ZM42 231H43V229H42ZM174 231V232H175ZM232 231V230H231ZM245 231V230H244ZM261 231V230H260ZM11 232H13L12 230H11ZM54 232H53V235H54ZM199 232V233H198ZM237 232V231H236ZM14 233V232H13ZM18 233V232H17ZM34 233V232H33ZM226 233V232H225ZM242 234H244L245 232H241ZM241 233H238V234H241ZM15 234V233H14ZM14 234H13V236H14ZM46 234V233H45ZM48 234H50V233H48ZM48 234H46V236L48 235ZM57 234H58V239H57ZM200 234H202L203 236L205 235V237H206V239H204V240H206V242L204 243L203 241H202V235H200ZM237 234V233H236ZM247 234V233H246ZM3 235V234H2ZM1 235V236H2ZM21 235V236H20ZM53 235H51L52 237H53ZM171 235H173V236H171ZM0 236V237H1ZM9 236V235H8ZM8 236L6 237V236H3V237H1L0 238V240H1V242L3 243V241H4V243L3 244H7V243H9V241H12V239L10 240L9 238H8ZM48 236H50V235H48ZM61 236V238L59 239V237ZM202 236V237H201ZM235 236V235H234ZM41 237V236H40ZM202 239H201V238ZM204 237V238H205ZM208 237V238H207ZM241 237H243V236H241ZM48 238V237H47ZM173 238V240H174V242L176 243H174V242H172L171 241V239ZM229 238V237H228ZM227 238V239H228ZM239 238V237H238ZM53 239H54V237H53ZM230 239H231V237H230ZM13 240H14V238H13ZM22 240V239H21ZM21 240H20V242H21ZM22 240V242H24ZM52 240V239H51ZM208 240V241H209ZM237 240V239H236ZM243 240V239H242ZM15 241V240H14ZM13 241V242H14ZM25 241V242H26ZM228 241V240H227ZM233 241V240H232ZM240 241V240H239ZM0 242V243H1ZM18 242V241H17ZM24 242V243H25ZM238 242V241H237ZM1 243V244H2ZM26 243V245H28ZM209 243V242H208ZM231 243V242H230ZM232 243H234V242H232ZM249 243V242H248ZM5 244V245H6ZM12 243H10V245H11ZM13 244H15V243H13ZM12 244V245H13ZM18 244V243H17ZM223 244V245H222ZM239 244H241V243H239ZM243 244H245V243H243ZM11 245V248L13 247ZM19 245H21L20 243H19ZM19 245H17V246H19ZM214 245V244H213ZM236 245H238V244H236ZM235 245V246H236ZM8 246V244L6 245V247ZM14 246H16V245H14ZM16 246V247H17ZM22 246V245H21ZM216 246V245H215ZM238 246H240V245H238ZM238 246H236V247H238ZM243 246V245H242ZM241 246V247H242ZM248 246V245H247ZM16 247H15V254L16 253H18L17 251V249H16ZM20 247V246H19ZM18 247V248H19ZM220 247V246H219ZM218 247V248H219ZM223 247V248H224ZM235 247V248H236ZM243 247H245V249H247V247L246 246H243ZM242 247V248H243ZM8 248L10 249V246H8ZM21 249H22V247H20ZM216 248H217V246H216ZM222 248V249H223ZM212 249V248H211ZM214 249V248H213ZM244 249V248H243ZM3 250V249H2ZM11 250V249H10ZM17 250V251H16ZM250 250V249H249ZM14 250H12V252H13ZM175 251V252H174ZM212 253H211V252ZM219 251H220V248H219ZM246 251V250H245ZM232 252V251H231ZM233 252H234V250H233ZM235 252H237V251H235ZM247 252V251H246ZM246 252H244L245 254H246ZM250 253V252H249ZM3 254V253H2ZM26 254V255H27ZM212 254H214V256L216 255V257L215 258H217V259H215L214 257H213V255ZM233 254V253H232ZM235 254V253H234ZM244 254V255H245ZM248 254V253H247ZM24 256H25V253L23 254ZM30 255V254H29ZM28 255V257L30 258V256ZM222 256V255H221ZM235 256V255H234ZM247 256V255H246ZM15 257V256H14ZM11 258V257H10ZM13 258V257H12ZM23 258V257H22ZM21 258V259H22ZM32 258H30V259H32ZM222 258V257H221ZM229 258V257H228ZM231 258V257H230ZM238 258V257H237ZM236 258V259H237ZM245 258V257H244ZM249 258H250V256H249ZM264 258V257H263ZM20 259V258H19ZM18 259V260H19ZM232 259V258H231ZM234 259V258H233ZM232 259V260H233ZM240 259V258H239ZM247 259H248V256H247ZM253 259V258H252ZM14 260H15V258H14ZM23 260V259H22ZM228 260V259H227ZM230 260V259H229ZM20 261V260H19ZM19 261H18V263H19ZM34 261V260H33ZM220 261H223V260H220ZM234 262L236 261L235 259L233 260ZM43 262H41L42 264H43ZM45 262H44V264H45ZM17 263V262H16ZM35 263L37 264V263H40V262H36L35 261ZM34 263V264H35ZM225 263V262H224ZM229 263H231V264H239L238 263V259H237V262L236 263H233V262H229ZM242 263V262H241ZM247 263H248V261H247ZM251 263V262H250ZM261 263V262H260ZM27 264V263H26ZM32 264V263H31ZM257 264V263H256Z\"/></svg>",
	"mask_w": 264,
	"mask_h": 264
}]
</instances>
